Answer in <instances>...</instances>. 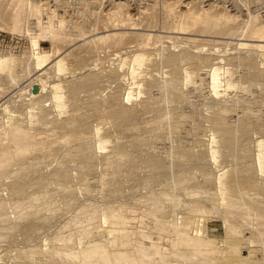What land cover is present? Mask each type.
I'll list each match as a JSON object with an SVG mask.
<instances>
[{
    "label": "rangeland",
    "instance_id": "obj_1",
    "mask_svg": "<svg viewBox=\"0 0 264 264\" xmlns=\"http://www.w3.org/2000/svg\"><path fill=\"white\" fill-rule=\"evenodd\" d=\"M19 1L21 2V0H17V1H15V0H0V58L7 57L9 59L8 61H6L7 63L2 64V66L0 65V92H2V93H0V105H1L0 107L1 108L4 107L6 105V102L11 100L10 103L8 102L10 106H5L6 110H4L5 107L3 109V111H7V112H3L2 109L0 108V110H1L0 111V115H1L0 118L5 119V121L4 120H3V122L0 121V123H2L3 126L6 124V126H4V127L2 126V127L5 129L6 127H8L7 125L9 123L12 126V125H14L13 123H18L20 119H22V121H23V119H26L27 121H29L28 123L26 122V124L28 125L30 123V125H31V124H33L32 122L36 123L37 121H39L41 119L39 117H41V116L44 117V118H46V116H47L50 120L48 118H46L45 120H46V122L49 121L50 124H53V122L56 119H57L56 122L63 123V121H65L64 119H68L70 117V116H68L67 118H65V116H67V114H65V113L68 112V114H69V111H71L70 115H72L73 112H74V114L80 112L79 110L76 111L77 108H74V107L77 106V107L80 108V106H82V108H83V107H85L87 105L92 107L91 105L98 104L100 106L97 107L98 105H96V109L94 107H92V108L86 107L85 108L86 110L84 112H82L84 114H81V112H80V114H76L78 116L77 118H79V117H81L79 119H82V117H84V118H83V121L74 118L75 120H77V122H74L73 125L79 126V124H81L79 122H82V124H83L81 126L82 130L86 134V135L84 134V136H83L85 139L82 136H81V138H83V139H78L80 137L81 133H82L81 135H83V131L81 130V133L77 137H75L74 141L78 140L76 143H80V141L83 140L84 144H86V145H89L87 143L91 142L90 144L92 146L91 147L92 150H94L96 147L97 148L95 150H97L99 148L100 149L97 150L96 152H94L96 155L98 154V157L97 156H93L94 157V159H93L94 162H92V163H94L96 165L98 164L97 168H94V169L91 168L93 170V171L91 170L92 173H90L91 171H88L90 169H87L86 171L89 174H84V173L82 174L81 170H80L81 173L78 171L79 169L85 170L86 167H82L81 166V168H78V167H80V166H78V167H76V168H78V170L76 168H74L75 166H77L76 163H78V162L74 163V161H80L81 162L80 157H78V156L81 155V153L79 154V151H76L79 155H76L77 153H75V151L74 152L70 151L71 152L70 155H69V151H62V152H60V151L56 152L55 151L56 153L53 152V153H49V154H47L46 152H44V154H43V151H42V155L40 154L41 151L39 153H36V151H34L36 154H38L37 155L38 157L36 156V154H34L33 151H32L33 154L32 153L29 154V151H28L27 154H29L28 155L29 157L33 156L32 157L33 159L35 158L34 155L37 157L36 161H34L35 159L32 160V167H34V164L36 162L41 160V159H38V158H42V157L45 158L46 156H44V155L47 154V157L45 158L46 160H41L42 161L41 163L38 162L39 165L42 164V166H45V168L44 167H40V168H43V169H39L38 166L35 167V168L40 170V172H39V170H37V169H36L37 171H34V169L30 165L29 168H31V169H26V171L29 173V176L34 177L35 175H38V176L40 175V177L41 176H43V177L45 176L46 177V175L51 174L53 172V171H50V170H52V168L53 169L54 168L55 169H61L63 167L61 169V170H63L62 172L65 173V170L67 171V174L66 173L64 174L66 176L65 178H67V175H68L69 176L68 179L70 178V179L75 180L74 182L72 180L70 182V179H69V181L66 182V183H68V185H70L73 182V185H75L76 188H74L75 186L74 187L71 186L72 184L70 186H68L65 182H63V183H65V185H67V188L65 190L68 191V193L67 192L65 194L63 193V195L60 196V194L62 192H64V191H62L63 186H60L62 189L59 188L58 190L61 189L60 190L61 193L60 194L58 193L55 196V192L57 190L55 187L58 186V185H56V186L54 185L56 183L57 179L55 178L56 180L54 179L55 181L53 182V179H52L53 177H52L51 181H47L46 184L44 183V185L47 188V192H48L47 199L49 200V204L50 205H48L46 207H42L40 212L38 213L39 215L36 214V215L20 216V215L17 214L18 216H20V218L16 217V219L18 221H20L18 223V221L16 222V219L14 218L17 215H14V214L11 213L10 215L14 216V217H11L12 221L15 222L14 224H17V223H18L17 225L20 224L19 225V232H18V230H16V229H18L17 225H14V227H12L11 230L13 231V228H14L15 231L19 235L17 233L13 234V232L10 231V228H8V229L5 228V230H9L10 232H6V231H3V229H0V230H2V231H0V235H2V233H4V232L8 233L7 236H5L3 238H0V264H20L21 262H19V261H22L21 264H43L44 262H45L44 264H49V263H51V264H106V263L107 264H119V263L120 264H170V263H172V264H255V262H256V264H260L261 262H264L263 261V259H264V256H263L264 255V249H263L264 248V236L262 237V233L264 235V232H262L264 230V218H263V220H261V219H259V218H257L255 216L257 211H259L261 208H264V206H263L264 204L262 203V202H264V200H262L264 197L261 198V195H264V192H263V190H264V188H263L264 187V181L261 180V178L264 179V172L259 169V167L257 165V162L255 161L256 160L255 159L256 158V154L259 152V149H258L259 147H258V143L257 142L259 141V139L261 137H262L261 139H264V133L260 134L261 132H264V130L261 128V127H263V124H264V119H263L264 118V79H263V75H264V72H263L264 71V48H261V47H263L262 45H261V47H259L260 45H256V44H261L262 43V42L260 43V41H258L259 38L264 39V36L262 37L261 34H259V33H258L259 35L256 34L257 32H261L262 31V29H259L258 27L264 28V0H101V1L96 0L97 2H94L95 0H33V1L29 0V1H27V3L28 2H32V3L34 2L37 5L39 4L38 5L39 7H37L33 3V8H32V5H29L30 4L29 3L28 5L31 6V7H29V9L28 8L27 9L29 11H31V12H28V10H25L26 8H24L23 4H26V3L24 1H22L23 7H22V5H19L20 4V3H18ZM98 2H100V3H98ZM42 4L44 5V7H42L43 6ZM120 7L127 9V10L125 9L126 11H128V14H126V15L127 16L130 15L128 17L130 20H128V19L127 20L131 21V24L132 23H136V24H134L133 27L132 26H128L129 28H125V29L124 28H119V29H112L111 30L110 28H112V25L107 27L106 24L103 23V22L107 23L108 22L107 20L111 19V16H112V13H110L111 15H109V17H106V16H108V15H106V13H108L107 10L110 9V12H111V9L112 10L116 9V8L121 9ZM167 9H170L169 12L165 11ZM41 10H43V11H41ZM53 10H54V12H53ZM125 10L123 12H126ZM41 13H43V14H41ZM59 13L62 15V16H60L61 18L59 17V15H60ZM165 13H166L167 16L165 15ZM54 15H56V17ZM54 17H55V20L53 19ZM58 17L60 19V20L58 19L59 22L56 19ZM102 17H105V18L103 19ZM46 18H47V22L49 21L50 23L49 22L46 23ZM106 18H107V20H105ZM41 20L42 21L45 20L44 24L41 23L42 22ZM33 21H35V22H33ZM52 21L53 22L57 21L58 23L54 24ZM60 22H62L63 24L65 23V25H62V26L66 27V28H62V26H61L62 23L60 24ZM45 23L48 24L49 26H51V28H53V29H50V27L48 28L47 25L45 26ZM109 23L111 24V21L108 22L107 24H109ZM128 24L131 25L130 22H128ZM39 25H40V27H39ZM52 25H53V27H52ZM55 25L58 26V27H61V28L58 29V27H55ZM257 25H258V27L256 29L254 26H257ZM131 27H132V29H131ZM248 28L251 29L252 32L249 31ZM252 28H254L255 31L252 30ZM106 29L109 30V31H107ZM121 29H122V31H121ZM246 30H248L249 32L246 31ZM258 30H260V31H258ZM84 31H86L88 34L86 32H84ZM114 31H116L117 33L123 32L124 34L123 33L116 34V32H114ZM184 31L186 32V34H185ZM110 32H111V34H116V35L115 36L112 35V37H113L112 38V37L109 36ZM85 33L87 35H90V36H85L86 35ZM103 33L104 34L107 33L109 38L107 36H105ZM262 33L264 35V32H262ZM100 34H103L105 36V38L106 37L107 38L105 40L103 39L104 41H100V37L101 36H98V38H97V35H100ZM252 34H254V35H252ZM79 35H80V37H79ZM83 36H85V37H83ZM77 37L82 38V42H80L81 39H79ZM180 37H182V38H180ZM183 37H184V39H187L188 41L184 40ZM189 37H191L192 39L189 38ZM241 37L244 38V40H242ZM93 38L99 39L100 42L97 43V41H95V39H93ZM175 38H177L178 40L175 39ZM247 38L250 39V41ZM254 38H257L258 40L257 39L254 40ZM32 39L34 41H36V42H34ZM75 40H77L79 43L75 42ZM174 41H175V43H173ZM240 41H242V42L243 41L244 42L247 41L248 43L252 41V44L249 43L250 45L248 44L249 45V47H248V45H242ZM34 43H37V49H35V47L33 46ZM72 44H73V46H72ZM70 46H71V49H69ZM257 46H258V48H257ZM66 49H68V53H64L65 56H63V51L65 52ZM135 49H137V50H135ZM34 52H38L39 55L46 54L47 57H48L47 61H48L49 64H47V66L44 68V69H47L46 70V74H45L46 79H47L48 76H49L48 79L56 77L54 79H51V80H53V82L51 80H48V81L51 82V83H55L57 81V84L59 83V86H61V84L63 85L62 87H60V89H62L63 92L60 89H59L60 90L59 92L63 93L62 102L63 101L65 102V103H63V104H65V106L63 105L64 106L63 107L64 110H61V109H63L62 107H61L60 110H58L60 107L56 108L57 101L55 102L54 99H50L51 97L47 95V94H49V89H50L48 87L49 85H47V87H46L47 90L45 88L43 90H39V92H36L40 96V98L43 96L42 99H40L38 95H37L38 98H36V97L29 96V93H27V92L32 93L31 91L33 90L32 89L33 87L30 86L31 85L30 83H31V81L33 79H35V75H34L35 72L34 71H36V70H33L32 73H31V69L28 68L30 70V72H29V70L27 69V67H29V66H26L27 65L26 62L29 63L31 61V59H32V62H34L32 64L35 66V61L41 60V57H38V58L34 57V54H33ZM141 53H142V55L143 54L144 55L147 54L145 56L143 55V59H144L143 62H145V63L142 62L143 64L141 65L142 66L141 67L142 70L141 69L140 70L142 71V73H141V71H139L138 73H136L137 77H134L135 75H131V70H132V65H133L132 61H133V58L136 56V54H141ZM171 54H173V55H171ZM30 55L32 56V58L30 57V59H28ZM59 55H62L63 56L62 58H64L65 60H63L64 62L62 61L63 62L62 64L56 63V65H55L54 62H55L56 58H58V57L61 58V56H59ZM144 57L147 58V59H145ZM49 58H51L50 59L51 63L49 61ZM28 60H30V61H28ZM52 60H54V61H52ZM171 62H172V64H171ZM30 64L31 63H29V65ZM57 64L59 66H61V69L57 66ZM63 64L65 65V68H63V66H64ZM49 65H50V67H49ZM51 65L53 66V68L51 67ZM209 66H211V67H209ZM248 66L250 67L249 70L252 68V71H254V74L256 76H258V74H259L260 77L259 76L258 77H254V75H252L253 77H251L250 74H252V72H249V70L247 68ZM214 67H219V68L222 69V70L219 69L220 70V76H221L220 78H222V80L224 78L228 77L230 80L227 81V79H228L227 78L226 81L228 83H229V81H231L230 83H231L232 87L230 86L231 87L230 88V87H226L227 85L225 86V83L227 84V82H225V79L223 81L221 80L223 82L222 83L223 86H221V87H223V88H219V90H218L219 95L220 96H222V95L224 96V98H223V96L220 97V98H222L224 101L227 100L226 102H224L222 99L217 97V96H219L217 93H216L217 95L215 96V99L217 100V98H218V100L220 99V101H218V103L217 102H213V101H216L213 98L214 97L213 94H215V92L212 91V89L210 87V79H208V78L210 77V72H211L210 70H212V68H214ZM23 68H25V70H28V72L30 73V74L28 73L29 78L26 77V76H23L24 74L27 73V71L26 72L24 71L25 73L23 72V70H24ZM54 68L57 69V70H53ZM245 68H247V73H250V74L246 73V69ZM21 69H23V70H21ZM34 69H35V67H34ZM58 69L61 70V71H58ZM257 70H258V73H257ZM259 70H260V73H259ZM47 71H49V72H47ZM51 71H53L55 74L53 72L51 73ZM62 71H64L63 74H62ZM22 72L24 73L23 75L21 74ZM187 72H188V74H187ZM261 72H263V74ZM51 75H55V76L51 77ZM56 75H58V76H56ZM225 75L227 77H225ZM88 77H89V79H92V80L94 79L96 81L94 83L93 82L91 83L90 80H88V84L87 83H86L87 85L85 84L86 86H81L83 83H85L87 81ZM95 78H97V79H95ZM133 78H135V79H133ZM187 78H190V79L187 80ZM25 79L27 80V82H26ZM141 79L142 80L144 79V80L141 82V81H139ZM134 80H135L137 85L133 84ZM77 81H80V82L82 81L83 83L81 84L80 82H78V83H80V85H78L76 83V85L73 84V86H71L72 82L74 83V82H77ZM149 81L154 82L153 86H151L152 88L150 87L151 88L150 91L147 90L148 89L147 85L146 86L144 85L146 82H149ZM22 84H24V85H22ZM128 84H131V85H128ZM146 84H148V83H146ZM138 85H140V86L142 85V86L139 87ZM29 86L32 87V88H30ZM76 86H77V88H76ZM131 86L134 87V88L132 89ZM156 86L159 89V91H157L158 89L157 90L155 89ZM70 87H72V88H70ZM73 87H75V88L73 89ZM127 87H128V91L130 90L129 88L132 89L131 91L133 92L132 95L134 97V98L130 99L129 101H127V99H126L127 92H128L127 91ZM142 87H144V88H142ZM173 87H176V89L173 90ZM190 87H193V88H190ZM7 88H9V89H7ZM15 88L17 90H15ZM139 89H141V90H139ZM171 89H172V91H176V92L175 93L172 92ZM153 90H155V93L153 92ZM221 90H223L225 93H222L223 91H221ZM4 91L7 92V93H5ZM11 91L14 92V95H11L13 93V92L11 93ZM115 91H118V95H116L117 98H115V97L112 98L113 96H110V95L113 94V93L116 94ZM46 92H47V94H46ZM78 92H80V93H78ZM120 92L122 94V97H120V94H119ZM150 92H152V94L155 95V98H154L153 95H151V97H150V100L152 99V102H153V100H156V101H158V99L161 100L160 98L156 99L157 98V96H156L157 93L159 94V92H160V93H162L160 95H164L163 97L158 95V97L160 96L161 98H163L161 100L162 102L160 101L161 103L158 101L160 103L159 106L161 105V107H159L158 105H157L158 107H156L155 106L157 104L156 103V104H152V107H153V108L151 107L152 109L143 110L142 109L143 106H141L142 103H141L140 100H142L146 95L147 96L144 98V100L148 99V97L151 94ZM208 92H210V93H208ZM36 93H32V94L36 96ZM195 93H196V95L198 94L197 97H196V95H194ZM199 93H201V94H199ZM211 93H213V94H211ZM32 94H30V95H32ZM2 96H3V98L7 97L6 99H10V100H6L5 99V101L3 102L2 101L3 98H1ZM210 96H212L211 98L213 100L212 101L213 102L212 105L216 104L217 106L212 107L211 101H210L211 100ZM242 96H243V98H242ZM24 97H26V98H24ZM28 97H30L29 99H31V100H29ZM106 97H110V98H106ZM247 97L250 98L248 101H246L248 99ZM45 98H47V100L44 101ZM118 98H120L119 100H121L120 104H123L122 102H126L128 107H130V105H133L132 107L135 106V108L137 107L136 109L141 108L140 110H143L142 111V115H141V112L138 113L140 115L137 114L138 116L135 119L136 123L135 124L133 123L134 124V128L131 127V126H133V124L131 126L130 125H128V126L126 125L125 126V124L124 125L122 124V126H121V125H119L117 123V125H116V123L114 121L116 118L111 116V115H113L111 111H114L115 109L110 110L112 107H110L111 104L109 105V102L111 101V99L115 100V99H118ZM199 98H202V100L199 99ZM245 98H246V100H245ZM108 99H110V100H108ZM234 99L235 100L237 99V101L239 100L240 105H238L237 101H235V102L232 101ZM35 100H36V102L37 101L38 102L34 103ZM97 100H98V102H99V100L101 102H103V100H105L104 103L108 100L107 101L108 103H106V104L109 105V108L107 107V105L103 106L104 103L99 104L100 102L98 103ZM240 100H242L244 102H241ZM250 100H253V101L250 102ZM50 101H52V102H50ZM93 101H94V103H96V102L97 103L94 104ZM85 102H87L86 105L84 104ZM112 102L113 101H111L110 103H112ZM115 102L116 101H114L112 104H114ZM4 103H5V105H4ZM11 103H12V105H11ZM55 103H56V105H55ZM89 103H90V105H89ZM117 103H119V102H117ZM235 103H236V105H235ZM82 104H84L85 106L82 105ZM245 104L246 105L250 104V105L244 106ZM74 105H76V106H74ZM114 105H117V104H114ZM224 105H226V107H228L229 109L227 108V110H226V107ZM14 106H15L16 109L13 108L14 111H13V113H11L13 109L11 108V112H10L9 107H14ZM111 106H113V105H111ZM176 106H177L178 109L175 108L173 110L172 108L176 107ZM65 107H66V109H65ZM113 107L116 108L115 106H113ZM222 107L225 109L227 116H229L228 118L226 117L227 118L226 120L229 123H232L234 121L232 123V125H235V127L234 126H232V127H233L234 130L237 129L236 134H234V136H237V134L241 133V134H239L237 136L238 138L235 137V139H237V141H239V140L240 141L239 142L235 141L237 144L234 142V144H236V145L235 146L233 145L234 147L231 148L232 151L230 149H229L230 151H228L227 149H224V147L222 148V146H219L218 142L221 141V140L218 137V139H219L218 142H217L218 145L216 144L217 147L216 146H213V147H216V148L220 147L219 149L222 148V150L224 149V151H220L219 150L220 152L217 153L219 155H217L214 152V154H216L215 155L216 157L212 158V156L209 155L212 150L208 146L212 147L211 145H214L216 143L215 141H217L215 139L214 140H212V139L214 138V136L217 137L219 135H218V133L217 134L213 133V135L215 134L214 136L210 135V134H212V132H215L214 129L216 128V127L215 128L213 127V125L215 123L212 121L213 118L211 116H213L216 112L221 111ZM243 107H244V109H243ZM245 107L248 110V112H246L247 110L245 111ZM40 108H43V109H40ZM82 108H80V109L82 110ZM97 108L100 109V111ZM102 108H104V109H102ZM106 108H108L109 110H106ZM135 108H133V109L136 110ZM250 108L252 110L251 113H250ZM90 109H95V110L89 111ZM217 109H219V110H217ZM224 109H223V112H224ZM96 110H98V113H99L100 117L97 115L98 113H97ZM140 110H138V111H140ZM242 110H243V112H242ZM168 111H172V112H169L170 113L169 115H171L170 116L171 119L174 120L175 117L180 118L179 120L177 119L178 121H180V125L178 124L179 129L177 128L178 127L176 125L177 123H175V126H177L176 128L179 130V132H178L177 129H175V126H174V128H173V126H169L172 123H174L173 120H172L171 124L166 122V125L168 124V126L171 127V129L172 128L175 129V130L172 129L173 131H171V132L177 131L178 133H180V132L181 133L180 134H178V133L176 134L174 132V134H176V135H174V134L171 135L172 133L169 132L170 136L168 137V139H166V137H167L166 135H168L169 133L166 131L168 129H166L164 131L165 126H163L164 127L163 128L162 127V123H163V120L166 119V118L168 119V121L171 120L170 118H168ZM176 111H177V113H175ZM9 112H10V114H9ZM20 112H22L23 116L21 115ZM28 112H30V113H28ZM227 112L228 113L230 112V114H228ZM240 112H242V113H240ZM244 112H246L245 115L243 114ZM136 113H137V110H136ZM164 113L167 114V117L166 116L164 117V115H165ZM171 113H173V114H171ZM31 114H33L32 118L29 117ZM35 114H37V115H35ZM42 114H45L46 116H44ZM74 114H73V116H75ZM161 114H162L163 118L161 116H159ZM174 114H176L175 117H172V116H174ZM226 114H224V116ZM11 115L14 118H11ZM16 115H17V117H16ZM18 115H20V116H18ZM52 115L56 116V119L55 120L53 119L54 121L51 122V119L55 118ZM87 115L88 116H92L93 115V117H94V115L95 116L97 115L98 118L96 116V118H93L96 121H93V119L90 121V120H87V118H86ZM155 115H157L158 117L157 116H156V118L153 117ZM180 115H181V117H180ZM230 115H231V117H230ZM34 116L37 118V120H36V118H34ZM103 116L105 117V119L102 118ZM50 117H52V118H50ZM58 117H60L59 119L63 118V120H61L62 122L59 121ZM160 117L163 120L161 119L159 121L157 119V118L160 119ZM182 117L183 118L185 117V118L182 119ZM187 117H190L189 119H190L191 122L189 121V119L187 121ZM236 117H237V120H240L239 122L242 121L240 124L244 123L243 121H245V123H249V121L251 122V123H249V126L247 124L248 133L246 132L244 136H242L244 134L243 132H240V130L238 132V129L240 128L239 126H241V125H239L238 122L236 121ZM15 118L18 120V122L15 120ZM90 118H92V117H90ZM90 118H88V119H90ZM153 118L157 119L159 121L158 122L157 120H155L156 122L159 123V128L162 127V131L160 130L161 133L158 134V132H157V131H159V129H158L157 131L153 132V134H151L149 132L148 135L147 134L145 135V133H146L145 129L147 127H149V126L145 125L147 127H144L145 128L144 130L142 129V126L144 124L151 125L152 122H154L152 120ZM229 118L231 119L230 121L228 120ZM248 118H250V119H248ZM98 119H100V120L98 121ZM101 119H103V121ZM8 120H10L9 123H8ZM26 120H24V121H26ZM41 120H43V119H41ZM149 120H152V122H150ZM166 120H164V121H166ZM185 120L188 123H186ZM24 121L21 122V120H20L21 124L23 123L25 125ZM85 121H90L87 124H91V123L94 122L93 125L95 124V122H97L96 125H98V126L95 127L96 125H94L95 128H93L94 130L92 129L93 132H95V133H93L91 131V128L93 127V125L87 126L85 124ZM105 121H108V122L106 123ZM146 121H149L150 123L149 122L146 123ZM258 121H260V122L262 121V124H260V125H262L261 127L258 126V123H259ZM39 122L41 123V121H39ZM42 122H45V121L43 120ZM189 122L191 124H189ZM194 122H196V123L194 124ZM235 122H237V124ZM40 123H39V125H40ZM49 123H48V125H49ZM103 123H105V124L103 125ZM142 123H143V125H142ZM54 124H57V123H54ZM193 124H194L195 127L190 126V125H193ZM42 125L43 124H41L38 128L41 129ZM57 125H59V124H57ZM163 125H165V123ZM251 125H253V126H251ZM35 126L37 127V125H35ZM54 126H56V125H54ZM86 126L87 127L92 126V127H90V131L87 129ZM107 126L108 127L111 126V127H109V129H108ZM197 126L199 128H197ZM236 126L238 128H236ZM0 127H1V124H0ZM28 127H29V125H28ZM30 127H33V125L30 126ZM43 127H45V125ZM43 127H42V129H44ZM48 127L50 128L52 126L49 125ZM127 127L130 128V130H128ZM188 127H190L189 129H192V128L194 129L192 132H194L195 128H197L199 135H198L197 131H195L197 134L196 133H192L191 130L188 129ZM249 127H250V130H249ZM136 128H137V130H140V131H138L137 134L135 133V131H137ZM4 129H2V130H4ZM185 129H187L189 131H186ZM104 130H106L107 132L104 131ZM4 131H2V132H4ZM102 131H104V132L102 133ZM123 131H125V132L129 131V133L126 132V134L125 133L123 134ZM163 131H164V133H163ZM169 131H170V128H169ZM254 131H256V132H254ZM131 132H134V134L137 135V136H134L133 133H132V136H134V138H137L138 136H140L138 138H141L140 139L141 141L137 138L138 141H139V142L138 141L137 142L140 143L138 152L143 154L142 157L146 156V153L149 152L147 154L148 157H143V159L150 160V163H148L147 161L143 160L141 157H138V156H140V154L135 152V153H137V155H136L134 153V151H133L134 147H132L133 145L127 146L128 144L124 141L125 138H122V137H126V135L127 134L129 135ZM139 132H141V133H139ZM187 132H189V133H187ZM162 133L164 134V136L162 135ZM184 133H187V135H185ZM190 133L192 134L193 138L192 137L189 138L190 135H189V137H186ZM234 133H235V131H234ZM257 133H258V135L259 134L260 135L259 136L255 135ZM193 134H195V136ZM2 135H3V133H2ZM2 135L0 136L1 143H3V144L4 143H8L7 142V137L4 136L5 137V139H4V137ZM123 135H125V136H123ZM142 135H145V137H143ZM153 135H154V138H156V139L158 138V139L154 140V138H152ZM240 135L242 136V138L240 137ZM251 135H252L253 138L251 137ZM86 136L91 138V140L88 139V138L86 139ZM129 136H131V135H129ZM147 136L151 137V139L149 137H147ZM155 136H157V137H155ZM161 136H162V138H164L163 140H162V138H160ZM177 136L179 137V139L183 138V140L186 139L185 141H188V142L191 141V139H195L196 136H198V138H196L198 140H200V138L203 137V139H201V140H203L202 142H201V140L200 141L192 140L191 143L194 142L195 144H198L197 142H201L199 144L202 145V143H204V145H203V147L201 145H199V147H201V148L197 147L198 145L195 146L194 143H193V145H189L190 147H192V146L194 148L197 147V148H195L197 150L194 151L195 149L192 147V149H194L193 151H189V152L188 151H183L184 154L183 155L180 154V155L184 156L185 152H187V158L184 156V159H181L183 157H181L179 154H175L176 152L177 153H181V152L180 151L178 152L175 149L179 145V144H176V143H180L183 140L181 139L179 141ZM245 136H249V138L245 137ZM254 136H255V138H254ZM108 138H111V139H108ZM128 138H129L130 141L128 139H126V141H128V143L130 142L129 144H131V140H132L131 138L132 137H128ZM134 138H133V141L135 142V140H137V139H134ZM187 138H189L190 140H188ZM250 138H252V139H250ZM2 139H4V140H2ZM144 139H147V140H144ZM149 139H150V141L153 140V141H157L158 143L157 142H153L156 145H151L150 143H152V142H148ZM72 140H73V138L71 140H69L70 143L69 142L67 143L68 146H69V144L72 145ZM106 140H109V141H106ZM143 140H144V142L142 144ZM158 140L160 141V143L161 142L162 143L159 144ZM74 141H73V144L75 143ZM101 141L105 142L104 145L100 144V146L103 145V146H101L103 148L99 147V143H101ZM146 141L150 144V146L147 145ZM211 141L212 142L214 141L215 143L213 142L211 144ZM92 142L94 143V145L92 144ZM118 142H120V144ZM240 142H243V143H240ZM115 143H118V145L116 146ZM121 143H123V144H121ZM144 144H146V146H148V148L147 147H142V146H144ZM207 144H208V146H207ZM111 145H113V146H111ZM119 145L122 146L123 148H126L127 151L126 152L122 151L123 153H125V154L129 153L131 157H136L137 156V165H139L141 168L139 166L138 167L136 166L137 167L136 170L138 172L136 170H134V169L132 170V169L129 168L130 170H132V171H134L136 173H139V174H136V173H134V172H132L130 170H127L126 168L129 167V166H128V164L125 163V165H127V166L123 165V166H125V167L122 166V169H124V170L122 171V169H121L122 173H120L121 171H119V173H118L119 175L116 174V176H120L121 174H123L125 172V170H127V173L125 172L126 173L125 175H127V176H125V178H123L124 176L121 177L122 180H120V183H116V184H118L117 185L118 189L115 190L114 187L116 186V184L114 185V187H111V186H113L114 183L112 182L113 184H111L110 180H109L110 178H107V176H109V177L112 176L111 177L112 178L111 181H115L116 179H114V177H113L115 173H113L111 170H108L109 168L107 166H106L107 168L105 169L104 168V165H106V163L104 162L105 158H104V161H102L101 159L104 157L103 155H105V157L107 155L112 157L110 155L111 151L114 152V150ZM163 145L164 146L167 145L165 148H169L170 147V149L172 150V151L168 150V151H170V154H169L168 151H165L167 149H165ZM174 145H176L177 147L174 146ZM152 146L153 147H156V146H158V147L161 146L162 147L163 146L162 147L163 149L160 148V147H159L160 149L158 147H156V148H154V149H156L155 150L156 152L152 148H151L152 149V151H151L150 147H152ZM245 146H248L247 147L248 150H250L251 146H252L253 149L251 148V151L248 152V150L246 149ZM114 147H116V148H114ZM171 147H174V148H171ZM205 147H207L208 149L205 148ZM129 148H130V150L132 149L131 151H133V153H131ZM111 149H113V150H111ZM157 149L160 150L159 151L160 152L159 153V155H160L159 158L160 159H158V157H157V155H158ZM200 149H202L203 151L202 150H201L202 152L199 151V154H198L197 151L200 150ZM245 149H246L247 153H250L249 156L251 158L248 156V154H246ZM142 151H145V152H142ZM161 151H163V152H161ZM47 152H51V151H47ZM80 152H85V151H80ZM90 152L93 153V151H90ZM115 152H117V151H115ZM119 152H121V151H118V153ZM191 152H194L195 156H193L194 155L193 153L190 154ZM207 152L209 154H207ZM216 152H218V149H217ZM162 153H163L164 157H161ZM27 154L25 153V154H23V156H21L19 158L16 157V160L17 159L18 160L16 161V163L15 162L14 163L17 164V165H15L13 163L15 166L13 165L12 167L13 168L16 167L15 169H17L18 168L17 167L18 163H20L19 161H24V160L26 161L27 160V158H28V156H26ZM51 154H55L57 158L61 156V159H59V158L57 159L56 157H53L54 155H51ZM111 154H113V153H111ZM116 154L114 155L115 157L117 156ZM188 154L190 155V158L188 157L189 156ZM134 155H136V156H134ZM170 155L171 156H173V155L175 156L176 155V158L174 157L175 158V162H179L180 163V164L177 163V166L180 165L179 168L182 169V170L180 169L181 171H186V173L188 171V173H190L188 175V177H189V179L192 182L190 180H188V177H186V175H185L186 173L185 174L183 172H179L178 173L176 171L177 174H175L176 172H175L174 169L177 170L179 168L176 167V166H173L174 168L171 169L172 166H171V164H169V162L171 163V161H172L173 165H175V162H173V160H171V159H174V158H172ZM199 155H201V156H199ZM203 155H205V156H203ZM75 156H77L78 158L75 157ZM25 157H26V159H25ZM67 157H69V158H67ZM95 157H97V158H95ZM155 157H157V158H155ZM195 157H196V159H194ZM204 157H206L207 160ZM47 158H49L50 160L47 159ZM98 158L99 159L101 158L100 160L102 161V163H100ZM112 158L116 159L114 157H112ZM153 158H155V159H153ZM197 158H199V159H197ZM95 159H97V162H96ZM202 159L205 160V161H203L205 163L202 162ZM139 160L140 161L143 160V161L147 162V164L142 161V163L140 165V164H138V163H140ZM152 160L155 161V162H152ZM156 160L157 161L161 160L160 162H163V163L162 164L158 163L157 166L151 168L150 166L152 164H157ZM165 160H170V161H165ZM181 160H182V163L186 161L184 163V166H183L185 169H183L181 167L183 165V164H181ZM196 160H198V161H196ZM222 160H223V164H222ZM33 161L35 163H33ZM70 161H72V162H70ZM164 161L166 162V165H167L166 167H163L164 166L163 164H165ZM57 162H60V163L57 164ZM68 162L70 164L74 163L76 165H72L71 166ZM198 162H200V164H199L200 168L198 169V167H196L197 169H195V166H197L196 164ZM219 162H220V164H219ZM46 163H48V164H46ZM206 163L209 164L207 166L209 167L210 172L207 171L208 167L204 166V164L206 165ZM62 164H65V165L62 166ZM78 164L80 165V163H78ZM144 164H146V165H144ZM215 164H217L216 167H215ZM36 165H38V164H36ZM60 165L62 167H60ZM96 165L92 166V167H96ZM231 165H233V166H231ZM248 165H250V166H248ZM56 166H58V167H56ZM152 166H154V165H152ZM188 166H189V169L187 168ZM201 166H203V168H207V170H205V169H203V170L207 171L208 173L207 172L205 173V171L203 172L204 174L202 173V171L200 172L199 170L200 169L202 170ZM143 167H144V169H143ZM256 167H258V168H256ZM65 168H68V169H65ZM146 168H147V170L150 168V170L147 171ZM160 168L163 169L161 171V172H163V174L160 173V170H161ZM164 168H170L172 171L169 170V169L168 170L170 172L174 173V174H171L174 177L170 178L169 177L170 176V172L169 171H164L165 170ZM212 168H213V170H212ZM228 168L230 170H228ZM235 168L237 170H235ZM240 168L241 169L245 168V170H241ZM69 169L71 170L72 173H69L70 172ZM140 169H142L143 171H139ZM158 169H160L159 172H158ZM186 169H188V170H186ZM193 169H195V170H193ZM254 169H256V170H254ZM43 170L44 171L46 170L45 172L50 171V173L47 172L48 174H44ZM105 170H108V172H109V174H107L108 172L106 173L107 174L106 176L103 175V173H105ZM33 171H34V175L32 174ZM129 171H130V173L136 174L135 175V176H137L136 179H138V178L139 179L136 180L135 177H133L134 175L130 174ZM154 171L159 173V176L156 175L157 173H155ZM228 171H229V173H227ZM254 171H257V172H254ZM258 171L261 172V173H259ZM142 172H144L143 175L146 176L144 178V180L142 178L144 176L140 175V174H142ZM197 172L200 173V175ZM211 172H213L212 173V178L208 175V174H211ZM224 172H225V174L227 176L224 174ZM244 172H246V173H244ZM5 173L7 174V176H5ZM5 173L3 172V174L2 173L0 174L1 175L0 176V183L3 184V182H4L3 186H0V187L1 188L5 187L4 189L0 188V198L5 195V197H3L5 199L6 195H7V198L5 199V200H7L8 199V194H5L4 192H6V193L8 192V189H7V188H9L8 186L14 180V178L17 177V175H19L20 173L17 172L15 174H10V176L8 175V172H5ZM111 173L113 175H111ZM191 173L193 174V176L191 175ZM239 173H241V174H239ZM71 174L73 175V177H72ZM178 174H181V176H182V174L185 175V176H182V177H186L187 180H188L187 181L186 178H184L185 182L184 181L183 182H184V184H186V185L183 184L184 187L182 185L183 182L180 183V179L182 177L180 175L179 176L181 178L179 176H176ZM202 174L205 175L206 178L207 177L208 178L207 179L206 178L203 179V175ZM233 174H237V175H233ZM80 175L81 176H85L86 175L84 177L83 181H82L81 178H79V180H81V181L78 180V177H81ZM222 175L225 176V178L223 176V180L225 182L226 181H227V183L229 181L231 182V183L229 182L228 184L225 183V184H227L226 186H228V187L231 186L233 189H235V191L234 190L231 191L232 188L230 189V193L232 192V196H230L231 194L228 191V196L226 197V199L228 200V198H229V200H230V197H233V196H234L233 197V199H234L235 196L239 194L238 195L239 197L238 196L236 197L237 201H239V202L236 203L237 205L235 204L236 206H234V207L232 206V208L230 207V205L227 206L224 201H223L224 204L221 205V203H222V201H220L221 198L218 197L219 196L218 194H216L217 195V197H216L215 194L213 193V192H217V193L221 192L219 184L217 185V183H218L219 176H222ZM238 175H239V177H238ZM148 176H151V177L153 176L156 179H154V178L153 179H149L151 177H148ZM235 176L238 177V178H236ZM6 177H8V178H6ZM37 177H35V178H37ZM86 177L88 178V180H87ZM104 177L107 178V179H105ZM127 177H130V179H128ZM160 177L162 178L163 181H160L158 183L156 180H159V179L161 180ZM176 177L179 178L177 180L179 181L180 185H182V186H178L176 184L177 183L176 180H175V182H173L174 180H172V179H176ZM191 177L195 178L194 179L195 181ZM232 177H233L234 181L232 180ZM99 178H101V180ZM117 178L120 179V177H117ZM146 178H148L149 180L146 179ZM5 180H7V181H5ZM99 180H100V182H99ZM118 180H117V182H119ZM142 180L144 182L149 183L148 185H150L152 183L151 180H155L157 182V184H155L156 182H153V184H155V186L151 184L152 187L150 185V189H149L148 185L143 182L142 184L146 186V187L144 186L146 188L145 189V188L142 187L143 185L141 186L139 184V183L142 182ZM251 180H252V182H251ZM1 181H3V182H1ZM121 181H124V182L122 183ZM212 181H214V182H212ZM246 181H248V182L244 184V182H246ZM253 181L255 182V184H254ZM256 181H257V183H256ZM259 181H260V183H259ZM50 182H52V183H50ZM82 182H85V183H82ZM165 182H168L169 185H168V183H165ZM60 183L61 182H59V185H60ZM174 183H175V186H174ZM189 183H190V185H189ZM194 183L196 184L197 187L195 186ZM234 183H235V185H234ZM2 184H0V185H2ZM6 184L8 186H6ZM50 184H53V187L55 189H52V187H47V186H51ZM163 184H165L166 186H164ZM229 184H230V186H229ZM256 184L257 185L262 184V186L260 185L257 188ZM107 185L109 187H107ZM134 185H136V186L138 185V186L136 187ZM170 185H172V187H170ZM201 185H204V187L201 186ZM213 185H215V187H217V190L219 189L220 191L219 190L217 191L216 188L213 187ZM100 186L102 187V189H101ZM103 186H105V189H103ZM226 186H223V187H226ZM254 186H256V187H254ZM39 187L40 186H38L36 188V186H35L34 188L37 190ZM133 187H135V188H133ZM153 187L156 188L157 190L161 189L163 191H167L168 192L167 193L168 194L167 197L169 196V194L171 195L169 197L170 200H172L171 197L174 195V198H173L174 201L172 200L173 203L168 198H166L164 196L165 193L162 192L161 190H159L161 192H159L157 190H156L157 192H154ZM173 187H175V188H173ZM188 187H190V188H188ZM241 187H242V189H241ZM70 188H74V190L75 189H77V190L73 191L74 193H72L73 189L71 190ZM109 188H112L115 191L111 192L112 189H110L111 191H109ZM130 188H133V189L131 190ZM181 188H183V189H181ZM204 188H205L206 191L204 190ZM50 189H52L53 192H51ZM121 189H122V191H120ZM143 189H144V192L147 191L146 192L147 194L144 193V195H143V193L141 194V192H139V191H141ZM170 189L171 190L173 189V190L171 191ZM187 189H189V190H187ZM1 190H3V192ZM209 191H211V192H209ZM238 191H240L242 193H240ZM244 191L245 192L247 191V193H245ZM57 192H59V191H57ZM205 192H207V193H205ZM234 192H235V195L233 194ZM249 192H251L250 193L251 195L254 192L253 196H250ZM70 193H71L72 196L68 195V198L63 199L64 197L67 196L66 194H70ZM138 193H140L141 196L136 197L138 195ZM152 193H154V194L161 193L159 197L162 196L161 197V199H162L163 196H164V198H166L167 200H165L163 198L162 200H165V202L163 201V203H162V201L160 200L159 197H157V198L155 197V196H158L157 194L153 195L155 198H153L152 196L149 197L148 195H151ZM258 193L260 194V196H259ZM1 194H4V195L1 196ZM145 194L148 197H146ZM206 194H208L210 196H208ZM240 194H242V196H240ZM246 194H247L248 197L246 196ZM74 195H76V196H74ZM91 195L93 197H91ZM132 195L134 197H132ZM202 195H204V198L207 197V198H210V199H207V198L206 199H203V198L201 199L200 197H202ZM142 196H145V199L146 198H148V199L151 198V199H149L150 202L146 201L145 199H143L145 201V203H143L144 201L140 200L142 198ZM53 197H56V198H53ZM57 197H58V199H60L58 201V203H56V200H58ZM59 197H62V198H59ZM71 197H73L74 199H72ZM119 197H121L122 199H120ZM127 197L130 198V199H128ZM175 197H179V199L175 198ZM257 197L260 198V199H258ZM51 198H53L55 202L52 203L53 200H51ZM70 198L72 200H70ZM85 198H87V200ZM133 198H135V201H134ZM211 198L212 199L215 198V199H213L214 200L213 202L209 201V200H212ZM246 198L248 200H246ZM61 199H62V201H61ZM137 199H138V201H136ZM158 199H159V201H158ZM195 199H196V201L197 200L198 201H200V200L204 201L205 200V202L206 201H208V202H206V203L203 202V204H201V207L198 210H196V208H198V207H195V204H194L195 202L193 201ZM236 199L233 200V203H234V201L237 202ZM240 199H241L242 202H244L246 200L245 203H247V205H249L248 209H247V205H245V204L243 205L242 202L240 203ZM250 199H251L252 203L250 202ZM255 199H258V200L261 201V202L259 201V204L260 203L262 204V205L261 204L259 205L260 207L258 206L256 208V205H258V203H257L258 201L255 200ZM65 200L68 201L66 203L69 206H70L71 203H73L72 201H75L73 203L74 206L71 204L72 205L71 208L72 209H77L80 212H81L80 209L86 203H87L88 206H92L93 204H95L97 202L96 204H100L99 207H102V205H105L106 207H108L107 205H108V203H110L109 200H113V202H111V205H109V207L111 206V208H113L115 205L112 204V203H114L115 200H117V202H115L116 207H114L113 210H114V212L115 211H118V212H115V213L111 212L112 214L108 212V214H110V215H108V217L111 220L108 218L109 221L105 222V219L103 218V216H104L103 213H105L107 210L111 211V209L110 208H106L105 209V206H103L102 208H100L101 209V211H100L98 205L95 204L96 207H97V210L94 211L95 212V216H93L95 219L93 218L90 221L88 214L84 213L85 215H83L82 213L79 212L80 215L77 214V220H75L74 219V217H75L74 214H76L78 212L77 211H73L71 208H68L67 204L64 203ZM94 200H96V201H94ZM124 200H127V202L124 201ZM154 200H156V201H154ZM186 200H190V201H186ZM218 200H219V202H218ZM231 200H232V198H231ZM8 201L9 200L6 201L7 202V206H10L11 205L10 201L9 202ZM76 201H78V202H76ZM90 201L91 202H95V203H91ZM101 201L103 203H105V202H107V203L103 204ZM160 201H161L162 205L166 203L165 205H163L164 206L163 208H162V206L161 207L159 206V205H161ZM166 201L168 203L171 202L174 205H172L170 203V206H169V204ZM175 201H177V202H175ZM179 201H181V202H179ZM40 202H42V201H38L39 204H40ZM69 202H70V204H69ZM88 202H90L91 204L88 203ZM139 202H141V203H139ZM156 202H158L159 204H157ZM214 202H217L218 204L214 203ZM253 202H255V203H253ZM76 203H79V205L76 204ZM131 204H133V205H131ZM189 204H190V206H189ZM191 204H193V205H191ZM207 204H208V206H210V204H213V205H211L210 207H206ZM214 204H216V205H214ZM76 205L79 208H77ZM80 205H82V206H80ZM95 205L92 206L94 208H90L89 207L88 211L90 212L92 209H95ZM121 205H123V206H121ZM128 205L131 208H128L129 207ZM175 205H177L176 208H175ZM223 205H224V207H222ZM55 206H56V208H55ZM88 206H86L85 209L88 208ZM149 206L153 207V208L151 207V210L153 209L152 211H154V214L152 212H148V211H151ZM243 206H246V207L244 208ZM250 206H252V208ZM64 207L68 208V209H65ZM119 207H121V208L119 210H116ZM132 207H135L136 209L138 208L136 210V212L140 209V207H142L141 209H143L144 207H147V208H145L144 211H146V209H147L146 213H150L152 215V217H154L153 220L155 219V217L158 216L157 215V213H159L158 211L164 209L162 211H164V212L167 211V212H165V214H162V215H163V217L166 216L165 217L166 219L161 217L162 216L161 214H159V215H160V218L162 220L164 219L166 221H160L161 220L160 219L158 222L159 223L161 222L160 225L165 226L167 224V226L163 227V226L159 225L157 227L159 229H156L158 231L157 234H156V232H154L155 231L154 228L156 226L153 224V222L155 220L152 222V217L148 216L150 214L145 216L146 213L143 212V210L142 211H138V213H136V212L134 213V211L132 210ZM51 208H53V211H52ZM165 208H169V209L166 210ZM170 208H172V209L170 210ZM187 208L190 209V210H188ZM238 208L240 209V211H239ZM249 208H251V209H249ZM253 208L257 209V210L255 209V212H256L255 214H254V212L252 210ZM258 208H260V209L258 210ZM46 209H47V211H46ZM130 209L133 212L130 211ZM185 209H186V211H184ZM221 209H223V210H221ZM224 209H228V210L232 209L231 211H233V209H234V211H236V212L233 211V213H235L236 215L239 213L238 214L239 218H240V216L242 214H245L246 211H249V210H251V211H249L250 214L246 213V215H244V216L242 215L241 216L243 218L239 219L238 217L235 216V214H233L232 212H230L228 210H224ZM243 209H245V210H243ZM43 210H45V211H43ZM69 210H72V211H69ZM121 210L124 211V212H121ZM172 210H174V211L172 212ZM237 210H238V213H237ZM86 211L87 210H85V212ZM97 211L100 212V213L103 211L101 213V215H103V216H100V213H99V215H97L96 214ZM127 211H130L131 213L129 212V214H128ZM45 212H49L50 214H48V213L45 214ZM141 212H143V214ZM164 212H161V213H164ZM223 212H224L225 215L223 214ZM229 212L234 217L233 216H228ZM60 213H62V214H60ZM65 213L67 214L66 216H65ZM72 213H73V215H72ZM113 213L117 214L118 217H115V216L112 217L111 215H113ZM132 213L138 215L136 218H138L137 221H139L138 222L139 224L135 223V222H137L135 219L132 220L133 218H135V215H133V216L130 215ZM140 213H141V215H140ZM171 213H173V214H171ZM180 213H182V215H180ZM169 214H170V216L174 215V217H171V219H170ZM252 214H254V215H252ZM41 215H43V216H41ZM33 216H34L35 219L33 218ZM38 216H41V218L38 217ZM48 216H49V218H48ZM83 216H84V218H82V221H80L81 220L80 218L83 217ZM120 216H121V218H120ZM140 216H144L146 219H144V218H142ZM177 216L178 217L184 216V217H182L183 220L180 217V221H179V219L176 218ZM188 216H190L189 218H191V219H189ZM226 216H228V217H226ZM45 217H47V218H45ZM124 217H126V218H124ZM78 218H79L80 224L73 223L74 220H75V222L76 221L79 222ZM172 218H173V220H172ZM185 218H188V219H185ZM199 218H201V220ZM13 219H15V220H13ZM41 219H44V220H41ZM64 219H65V222H64ZM83 219H85V220H83ZM97 219H98V221H97ZM118 219H123V220H121L123 223L118 221ZM140 219H142L143 224L140 223V222H142V221H140ZM143 219L147 220V221H145L146 224H145ZM157 219H159V218H157ZM168 219H170L169 223H167ZM195 219L197 221L200 220V221L197 222L200 225L202 223V226H201L202 228L199 227V228H201L200 236H202V238L200 236H198V238H200L202 240V242H198V243H196L194 245H192V244H189V245L181 244L179 242L180 238L182 237L181 234L179 233L180 230H177V232L174 231V230L179 229L181 227V228L187 229L188 230V231L186 230L187 233L191 234L192 229H193L194 224H195L194 223ZM226 219L228 220L227 222L230 221L229 223H227V225L225 224V220ZM231 219H233V221ZM257 219H259V220H257ZM45 220H47V221H45ZM72 220H73V222H72ZM150 220H151L152 224H150L151 223ZM10 221H11V219H10ZM52 221H55V222H52ZM57 221H59L60 223H58ZM110 221H113V222L115 221V222H118L120 225H122V227H120V225L117 223V225H115V226H118V228L119 227L120 228H124L123 224H125V223H126L125 224V228L127 226L131 225V226H129L130 230L127 231V229H129V228H126V229L124 228L126 231L124 230V233L122 232L123 234L119 233L121 235H126L125 237H122V236L117 235V234H115V235L120 236V238L115 236V235H113V234L110 235L109 232H107V229H109V227H110L109 225L112 224V222L110 223ZM44 222H47V224L45 223L46 224L45 225ZM63 222L65 224H63ZM86 222H87V224H86ZM97 222H102V223H97ZM107 222L109 224H106ZM158 222H157V224H158ZM163 222H166V224L165 223L163 224ZM185 222H187V223H185ZM189 222H192V223H189ZM1 223H2V221H1ZM1 223H0V225L3 228L4 226ZM36 223H38V224L35 225ZM48 223H52L54 225L48 224ZM230 223H231V225H230ZM67 224L70 225V226H68ZM75 224H78V226L83 228V229L77 228V229H79L78 231L81 232V233H79L77 230H74L77 227ZM83 224H86L85 225L86 227H83L84 226ZM147 224H149L148 226L150 228L147 227ZM199 224H197V225L199 226ZM42 225H45L46 227L48 225L49 226H48V228L45 229V228H43ZM64 225H66V226H64ZM81 225H83V226H81ZM135 225H137V226H135ZM176 225L179 228H177ZM15 226H17V227L15 228ZM38 226H40V229H44V230H39ZM111 226H114V225L112 224ZM140 226H141V228H140ZM151 226H152V228H151ZM55 227H57V228L55 229ZM66 227L68 229L69 228L72 229V231L69 229L71 231L70 232L68 229H65ZM103 227H105V228H103ZM136 227L139 228V230L136 229ZM161 227H163L162 228L163 230L160 229ZM166 227L167 228L169 227V228L164 230ZM174 227H176V229ZM188 227H190V228H188ZM35 228H36V231L34 230ZM62 228H63V231H62ZM131 228H133V229L131 230ZM146 228L151 229V230H146ZM47 229H49V231ZM84 229H86V230H84ZM93 229H95V230H93ZM97 229H99V230L97 231ZM142 229L146 230L147 232L143 231ZM135 230H138L139 233H138V231H135ZM141 230L143 231L142 233H144V232H146V234L148 233L147 235H149V236H147V237H149V239L151 238L150 240L147 239L146 240L147 242H152V243L156 242L155 244H158L159 246L162 245L161 247H159L160 248L159 249L160 252L155 250L154 248H150L149 246L148 247L146 246L144 248V250L146 248H150V249L146 250L150 254L147 255V256H143L145 258H142L141 256L138 255L135 247H136L137 241L138 240L140 241L142 239L141 238L142 235L139 236ZM73 231H75L76 233L74 232L75 233L74 234ZM85 231H87L86 234H83V232L85 233ZM96 231H97V233H96ZM102 231H104V232H102ZM129 231H135V232H131L134 236ZM228 231H230V232H228ZM236 231H238V232H236ZM63 232H67V234L63 233ZM149 232L151 234L152 233H155V234L150 235ZM20 233H22V234L20 235ZM39 233L41 235V238H38V236L40 237V235H38V236L36 235V234H39ZM44 233L45 234L47 233L49 235V236L47 235V237H46V239H48V238L51 239V241H49V243H48V240H50V239L45 241L46 239H45ZM78 233L81 234V235H78ZM107 233H108V235H110V237H113V238L115 237V238H119V239L123 240L122 243L124 241H127L128 245H122V244H120L121 242H119L121 240H119V239L116 240L115 239L114 241H116L117 244H113V246H112V243L114 242L113 238L112 239L109 238ZM134 233H137V234H134ZM176 233H178V235ZM187 233H186V235H187ZM229 233H230V235H229ZM103 234H104V236H103ZM190 234H188L186 237L187 238L190 237ZM3 235H6V234H3ZM65 235H67V238H72L73 237V240H74V238H75V240L74 241L73 240L69 241V240H67ZM77 235L79 236L78 238L75 237ZM34 236H36L37 238H35ZM54 236H56V237H54ZM61 236L62 237L64 236V237L62 238V240H60L61 243L57 244L56 242H58V243L60 242L58 239H61ZM85 236H87V237H85ZM128 236L129 237L133 236V238L135 240L133 238H131L132 240H130V238ZM138 236L140 237V239H139ZM166 236H167V238H168V236H171L172 239L168 238V240H167ZM173 237H175V238H173ZM204 237L205 238H210L211 237L213 240H215V237H216V241L217 242L216 241H212L211 244H207V243L205 244V240L206 239L204 240ZM228 237H230L231 240ZM122 238H124V239H122ZM125 238L126 239L128 238V240H125ZM136 238L138 239L137 241H136ZM155 238H157V239L155 240ZM163 238H165L166 244L164 243V239ZM234 238H236V239H234ZM54 239H57V240H54ZM84 239H85V242H84ZM93 239H96V242L100 240L99 242H97V244L98 245L100 244L99 246L104 247L106 249L108 248V250H110V251H113V249H114L113 247L119 244L120 246H116L115 247L116 250L117 251H127L128 253L131 252L129 255L130 256L132 255V257L131 258H127V259H120V260H114L113 257H110L108 259H103L102 260V259H100L99 255H91V254L83 255L81 250L83 249L84 246H86L87 244H90V242L92 243V241H94ZM97 239H99V240H97ZM109 239H111V240H109ZM212 239H210V240H212ZM64 240H65L66 244H65V242L64 243L62 242ZM81 240H83V241H81ZM86 240L88 241V243H87ZM153 240H155V241L153 242ZM157 240L160 241V242H158ZM170 240H171V243H170ZM175 240L178 241L177 244L175 243L176 245L174 244L176 249L174 248L173 250H171L173 247H170V246L173 244L172 242H175ZM234 240H235V242H234ZM236 240L238 241V243H237ZM252 240H254V241H252ZM19 241H20V243H22V242L23 243L20 244ZM34 241H36V242H34ZM77 241H79L78 244H77ZM130 241H131L132 244H130ZM132 241H135L136 243L132 242ZM243 241H245V242H243ZM39 242H41L42 244L39 243ZM53 242H54V245H53ZM68 242H70L71 248L69 247ZM83 242H84V244H82ZM203 242H204V244L202 245ZM213 242H214V244H213ZM37 243L40 244L39 245V246H41L40 248L43 247V249L47 245L46 248H48V250H46V249H44V250L42 249L41 250L40 248L38 249L39 246H36V245H38ZM107 243H109V244H107ZM167 243L170 244L169 245L170 248L167 247L168 246ZM236 243H237V245H236ZM50 244L52 245V247H51ZM63 244L65 246H63ZM73 244H75V245H73ZM105 244L109 245L110 247L103 246ZM215 244H216V246H215ZM76 245L77 246L79 245L80 248L77 247ZM133 245H135V246H133ZM165 245H167V246H165ZM210 245H212V247H210ZM24 246H26V247L23 248ZM28 246H30V247L28 248ZM55 246H57V248H59L60 249L59 251H61V252H59V251L56 252L54 250V248L57 249ZM72 246H73V249L75 248L77 250L76 251L75 250H71ZM213 246H214V248H213ZM16 247L19 248V250H21V251L17 250ZM164 247H166V248H164ZM249 247H251V248H249ZM63 248H66L67 250L65 249L66 250L65 251V250H63ZM216 248H218V250ZM231 248H233V249H231ZM23 249H25V250L28 249V250H32V251L31 252H27L28 250L24 251ZM33 249H35V250H33ZM36 249L44 251V252L41 253V251H40L39 253H41V254H37L36 255V253H37ZM181 249H183V251ZM222 249H224V250H222ZM257 249H259V250L261 249L260 250L261 252H259V250H257ZM262 249H263V251H262ZM49 250L51 251V253H50V256H47V257L49 259V257L52 256V258H50L48 261L47 260H44V261L41 260L40 258L47 259V257L45 258L46 255H44V254L47 253L45 251L49 252ZM69 250L75 252V254L70 252ZM150 250H153L155 252V254H153L154 252L150 251ZM192 251H193V253H192ZM32 252H36V253L32 254ZM62 252H64L66 254L65 257L67 259L64 256H62V254H63ZM68 252H70L71 254H69V255H72V256L67 255ZM56 253L60 254V256L59 255L53 256ZM179 253H181V254H179ZM23 254H24V256H23ZM168 254L169 255L172 254V255L169 256ZM47 255H49V253H47ZM75 255H77V256H75ZM250 255H252V256H250ZM19 256H22V257L20 258ZM40 256H42V257H40ZM228 256H229V258H228ZM237 256H240V257L237 258ZM241 256H244L243 259L246 260V262L243 259H241ZM256 257L257 258L259 257L260 259L259 258L257 259ZM262 257H263V259H262ZM236 258H237V260H236ZM239 258H240V260H239ZM122 260H124V261H122ZM242 260H243V262H241ZM39 261H41V263ZM106 261H108V262H106ZM252 261H255V262H252ZM259 261H260V263H258ZM239 262H241V263H239ZM262 264H264V263H262Z\"/></svg>",
    "mask_w": 264,
    "mask_h": 264
},
{
    "label": "bare ground",
    "instance_id": "obj_2",
    "mask_svg": "<svg viewBox=\"0 0 264 264\" xmlns=\"http://www.w3.org/2000/svg\"><path fill=\"white\" fill-rule=\"evenodd\" d=\"M15 1H17V0H15ZM22 1H24L27 5L30 3L29 5H32V8H33V3H34V2H33V3H32V2H28V3H27V1H29V0H21V2H20V1L18 2V3H20L19 5H22V4H23ZM32 1H33V0H32ZM98 1H101V0H98ZM94 2H97V1L95 0ZM98 3H100V2H98ZM102 3H103V2H102ZM121 3H122V2H121ZM26 4H23V5H24V8H26L25 10H28L29 7H31V6H29V5L27 6ZM34 4H35V3H34ZM23 5H22V7H23ZM35 5H36L37 7H39V6H38L39 4H38V5L35 4ZM42 5H43V4H42ZM101 5H102V4H101ZM101 5H100V6H101ZM37 7H36V8H37ZM40 7H41V6H40ZM42 7H44V5H43ZM152 7H153V6H152ZM152 7H151V8H152ZM165 7H166V6H165ZM27 8H28V9H27ZM120 8H121V9H119V8H116V9H113V10L111 9V12H110V9H108L109 11L107 10V12H108L109 14L106 13V15H108V16H106V17H109V15H111L110 13H112V16H111V19H112V20H111V19H108V20H107V18H106L105 20H107L108 22L111 21V24H110V23L107 24L108 22L106 23V22H103V21H102L103 23L106 24L107 27L110 26V25H112V28H110L111 30H112V29H119V28H124V29H125V28H129L128 26H132V27H133V25L136 24V23H132V24H131V21H128V20H130V19L128 18L130 15H129V16L126 15V14H128V11H126L127 9H126V8H122V7H120ZM154 8H155V7H154ZM38 9H39V8H38ZM38 9H37V10H38ZM122 9H123V10H122ZM125 9H126V10H125ZM164 9H165V8H164ZM124 10H125L126 12H123ZM169 10H170V9H167V10H165V11H168V12H169ZM41 11H43V10H41ZM50 11H51V10H50ZM165 11H164V12H165ZM28 12H31V11L28 10ZM28 12H27V13H28ZM53 12H54V10H53ZM30 14H31V13H30ZM41 14H43V13H41ZM59 14H60V13H59ZM167 14H168V13H167ZM165 15H166V13H165ZM54 16L56 17V15H54ZM60 16H62V15L60 14L59 17H60ZM166 16H167V15H166ZM169 16H170V15H169ZM55 17L53 18L54 20H55ZM59 17L56 18V19L58 20ZM32 18H33V17H32ZM38 18H39V17H38ZM60 18H61V17H60ZM102 18L104 19L105 17H102ZM34 19H35V18H34ZM127 19H128V20H127ZM37 20H38V19H37ZM39 20H40V19H39ZM54 20H53V21H54ZM59 20H60V19H59ZM59 20H58V22H59ZM61 20H62V19H61ZM105 20H104V21H105ZM41 21H42V20H41ZM41 21H40V22H41ZM44 21H45V20H43L41 23L44 24ZM53 21H52V22H53ZM33 22H35V21H33ZM48 22H49V21H48ZM48 22H47V18H46V23H48ZM58 22L56 21V22H53V23L56 24V23H58ZM62 22H63V21H62ZM62 22H60V24H61ZM128 22H130L131 25H129ZM36 23H37V22H36ZM38 23H39V22H38ZM46 23H45V26L47 25L48 28L50 27V29H53V28H51V26H49V25L46 24ZM49 23H50V22H49ZM53 23H52V24H53ZM34 24H35V23H34ZM260 24H261V23H260ZM62 25H65V23H64V24L62 23L61 26H62ZM262 25H263V24H262ZM262 25H261V26H262ZM59 26H60V25H59ZM126 26H127V27H126ZM259 26H260V25H259ZM39 27H40V25H39ZM52 27H53V25H52ZM55 27H58V26L55 25ZM55 27H54V28H55ZM107 27H106V28H107ZM132 27H131V29H132ZM254 27L257 29L258 25H257V26H254ZM59 28H61V27H58V29H59ZM62 28H66V27H63V26H62ZM258 28H259V29H262V31H261V32H257L256 34L259 33V34H261V36L263 37L264 35H263L262 32H264V28H261V27H258ZM107 29H108V28H107ZM107 29H106V30H107ZM248 29H249V28H248ZM47 30H48V29H47ZM128 30H129V29H128ZM252 30L255 31L254 28H252ZM48 31H49V30H48ZM50 31H51V30H50ZM64 31H65V30H64ZM107 31H109V30H107ZM121 31H122V29H121ZM246 31H248V30H246ZM249 31H251V29H249ZM249 31H248V32H249ZM256 31H257V30H256ZM258 31H260V30H258ZM54 32H55V31H54ZM84 32H86V31H84ZM114 32H116V31H114ZM114 32H113V33H114ZM118 32H119V31H118ZM182 32H183V31H182ZM184 32H185V31H184ZM251 32H252V31H251ZM57 33H58V32H57ZM86 33H87V32H86ZM86 33H85V34H86ZM120 33H123V32H120ZM120 33H117V32H116V34H120ZM87 34H88V33H87ZM87 34H86L85 36H90V35H87ZM103 34H104V33H103ZM103 34L97 35V38H98V36H101V37H100V41H104L107 37L109 38V36L112 37V35H114V36L116 35V34H111V32H110V35L108 36V34L106 33V34H104L105 36H107V37L105 38V36H104ZM123 34H124V33H123ZM185 34H186V32H185ZM256 34H255V35H256ZM259 34H258V35H259ZM82 35H83V34H82ZM198 35H199V34H198ZM252 35H254V34H252ZM85 36H83V37H85ZM119 36H120V35H119ZM249 36H250V35H249ZM261 36H260V37H261ZM79 37H80V35H79ZM79 37H77V38H79ZM257 37H258V36H257ZM97 38H93V39H95V41H97V43H98V42H100V41H99V39H97ZM101 38H102V39H101ZM112 38H113V37H112ZM180 38H182V37H180ZM189 38H191V37H189ZM241 38H242V37H241ZM248 38H249V37H248ZM248 38H247V39H248ZM79 39H81L80 42H82V38H79ZM103 39H104V40H103ZM175 39H177V38H175ZM183 39H184V37H183ZM191 39H192V38H191ZM245 39H246V38H245ZM256 39H257V38H254V40H256ZM32 40H33V39H32ZM77 40H78V39H77ZM77 40H75V42H78V41H79V40H78V41H77ZM177 40H178V39H177ZM184 40H187V39H184ZM238 40H239V39H238ZM242 40H244V38H242ZM248 40L250 41V39H248ZM248 40H247V41H248ZM251 40H252V39H251ZM257 40H258V39H257ZM33 41H34V40H33ZM33 41H32V42H33ZM85 41H86V40H85ZM95 41H94V42H95ZM187 41H188V40H187ZM247 41H245V42H244V41H243V42L240 41V42H241L242 45H248L249 43L252 44V41L249 42V43H248ZM258 41H260V43H261V42H262V43H261V44H256L255 42H254V43H255L256 45H260L259 47H261V45H262L263 47H261V48H264V43H263V42H264V39L259 38ZM258 41H257V42H258ZM34 42H36V41H34ZM78 43H79V42H78ZM173 43H175V41H174ZM258 43H259V42H258ZM76 44H77V43H76ZM76 44H75V45H76ZM250 44H249V45H250ZM249 45H248V47H249ZM33 46L35 47V49H37V43H34ZM33 46H32V47H33ZM72 46H73V44H72ZM141 47H142V46H141ZM68 48H69V47H68ZM257 48H258V46H257ZM69 49H71V46H70ZM135 50H137V49H135ZM135 50H134V51H135ZM35 51H36V50H35ZM69 51H70V50H69ZM64 53H68V49H66L65 52L63 51V56H65ZM33 54H34V57H36V58L41 57V60H37V61H35V66L32 64V63H34V62H32V59H31V61L28 60V61H30L29 63H31L30 65H29V63L26 62V64H27L26 66H29V67H27V69H28V68L31 69V73H32L33 70H36V71H34V72H35V73H34V75H35V79H33L32 81L30 80V81H31V83H30L31 85H30V86H32L33 88L29 86V87L32 88L33 90H32V91H31L30 89H29V90H30L32 93H36V92H39V90H43V89H45V88L47 87V85H49V86H48V87L50 88V89H49V94H47V92H46V94H47L48 96L51 97V98L49 97L50 99H54L55 102L57 101V106H56V108H57V107H60V108L58 109V110H60L61 107L63 108V107L65 106V104H63V103H65V102H64V101L62 102V98H63V96H62L63 93H62V92H63V91H62V89H60V87H62L63 85L61 84V86H59V83L57 84V81H56L55 83H51V82L48 81V80H51V79L56 78V77H54L55 75H51V77L53 76L54 78H50V79H48V77H49V76H48L47 79H46L45 74H46V70H47V69H44V68L47 66V64H49L48 61H47V60H48L47 55H46V54H44V55H39L38 52H34ZM50 54H51V53H50ZM31 55H32V54H31ZM31 55L29 56L28 59H30V57L32 58ZM143 55H144V54H143ZM143 55H142V53H141V54H136V56L134 55L135 57L133 58V61L131 60V61H132V64H133V65H132V70H131V75H135L134 77H137L136 73H138L139 71L142 70V69H141V67H142L141 65H142L143 63H145V62H143V60H144V59H143ZM145 55H147V54H145ZM145 55H144V56H145ZM171 55H173V54H171ZM59 56H61V58H59V57L56 58V60H55V62H54L55 65H56V63L62 64V63L64 62L63 60H65L64 58H62V57H63L62 55H59ZM146 57H147V56H146ZM144 58H145V57H144ZM148 58H149V57H148ZM10 59H11V58H10ZM50 59H51V58H49V61H50V63H51V60H50ZM145 59H147V58H145ZM8 60H9V59H8L7 57H5V58H0V65L2 66V64L7 63L6 61H8ZM167 60H168V59H167ZM177 60H178V59H177ZM52 61H54V60H52ZM62 61H63V62H62ZM145 61H146V60H145ZM123 62H124V61H123ZM129 62H130V61H129ZM142 62H143V63H142ZM168 63H169V62H168ZM52 64H53V63H52ZM169 64H170V63H169ZM171 64H172V62H171ZM174 64H175V63H174ZM32 65L35 67V69H34V67H33ZM55 65H54V66H55ZM63 65H64V64H63ZM211 65H212V64H211ZM57 66L61 69V66H59L58 64H57ZM217 66H218V65H217ZM49 67H50V65H49ZM51 67L53 68L52 65H51ZM129 67H130V66H129ZM201 67H202V66H201ZM209 67H211V66H209ZM32 68H33V69H32ZM63 68H65V65L63 66ZM202 68H203V67H202ZM247 68H248V70H249L250 67L248 66ZM247 68H245V69H246V73H247ZM23 69H24V70H23ZM23 69H21V70H23V72H24V71H25V72L27 71V73L24 74L25 72H24V73L22 72L21 74H22V75L24 74L23 76H26V77L29 78L28 73L30 72V70L28 69V70H29V72H28V70H25V68H23ZM130 69H131V68H130ZM140 69H141V70H140ZM219 69H221V68H219V67H214V68H212V70H210V71H211V72H210V77L208 78V79H210V87H211L212 91L215 92V94L211 93V94L214 95V97H213L214 100H216V99H215V96H216L217 94L219 95V93H218L219 88H223V87H221V86H223V84H222L223 82H222V81H223L224 79H225V82H227L228 80H230L226 75H225V77H227L228 79H227V78H224V79L222 80V78H220L221 76H220V70H219ZM245 69H244V70H245ZM21 70H20V71H21ZM50 70H51V69H50ZM53 70H57V69L54 68ZM189 70H190V69H189ZM221 70H222V69H221ZM250 70H251V71H250ZM250 70H249V72H252V74H250V73H247V74H250L251 77H253L252 75H254V77H258V76H259V74H258V76H256V75L254 74V71H252V68H251ZM58 71H61V70L58 69ZM58 71H57V72H58ZM47 72H49V71H47ZM52 72H53V71H51V73H52ZM63 72H64V71H62V74H63ZM189 72H190V71H189ZM263 72H264V71H263ZM263 72H261V73L263 74ZM51 73H50V74H51ZM53 73H54V72H53ZM141 73H142V71H141ZM190 73H191V72H190ZM257 73H258V70H257ZM259 73H260V70H259ZM29 74H30V73H29ZM47 74H48V73H47ZM54 74H55V73H54ZM187 74H188V72H187ZM58 75H59V74H58ZM58 75H56V76H58ZM64 75H65V74H64ZM221 75H222V74H221ZM94 76H95V75H94ZM189 76H190V75H189ZM192 76H193V75H192ZM30 77H31V76H30ZM32 77H33V76H32ZM92 77H93V76H92ZM97 77H98V76H97ZM132 77H133V76H132ZM259 77H260V76H259ZM22 78H23V77H22ZM148 78H149V77H148ZM148 78H147V79H148ZM31 79H32V78H31ZM58 79H59V78H58ZM95 79H97V78H95ZM133 79H135V78H133ZM152 79H153V78H152ZM189 79H190V78H187V80H189ZM226 79H227V81H226ZM257 79H258V78H257ZM263 79H264V75H263ZM23 80H24V79H23ZM25 80H26V79H25ZM55 80H56V79H55ZM88 80H90L91 83H92V82L94 83V82L96 81V80H94V79H93V80H92V79H89V77H88L87 81H86V82L84 81L85 83H83L82 81H81V82H80V81H77V82H74V83L72 82V85H71V86H73V84L76 85V83H77L78 85H80V83H81V84L83 83L84 85L82 84L81 86H86V85L88 84ZM143 80H144V79H143ZM143 80L141 79V80H139V81L142 82ZM154 80H155V79H154ZM200 80H201V79H200ZM221 80H222V81H221ZM51 81L53 82V80H51ZM60 81H61V80H60ZM136 81H137V80H136ZM146 81H147V80H146ZM26 82H27V80H26ZM61 82H62V81H61ZM78 82H80V83H78ZM132 82H133V81H132ZM230 82H231V81H229V83L227 82V84L225 83V86L227 85L226 87H230V86H231V83H230ZM23 83H24V82H23ZM86 83H87V84H86ZM139 83H140V82H139ZM146 83H148V84H146ZM146 83H145L144 85H145V86L147 85V87H148L147 90L150 91V89L152 88L151 86H153V83H154V82L149 81V82H146ZM201 83H202V82H201ZM20 84H21V83H20ZM24 84H25V83H24ZM24 84H22V85H24ZM85 84H86V85H85ZM133 84H136L135 80H134V83H133ZM78 85H77V86H78ZM128 85H131V84H128ZM136 85H137V84H136ZM203 85H204V84H203ZM251 85H252V84H251ZM16 86H17V85H16ZM77 86H76V88H77ZM132 86H133V85H132ZM132 86H131V87H132ZM138 86L141 87L142 85H141V86L138 85ZM252 86H253V85H252ZM10 87H11V86H10ZM150 87H151V88H150ZM231 87H232V86H231ZM231 87H230V88H231ZM234 87H235V86H234ZM17 88H18V87H17ZM22 88H23V87H22ZM70 88H72V87H70ZM74 88H75V87H73V89H74ZM81 88H82V87H81ZM133 88H134V87H132V89H133ZM142 88H144V87H142ZM142 88H141V89H142ZM190 88H193V87H190ZM190 88H189V89H190ZM194 88H195V87H194ZM235 88H236V87H235ZM7 89H9V88H7ZM13 89H14V88H13ZM13 89H12V90H13ZM59 89H60L62 92H59V91H60ZM125 89H126V88H125ZM129 89H130V90L128 91V87H127V91H128V92H127V96H126L127 101H129L130 99L134 98L133 95H132L133 92L131 91L132 89H131V88H129ZM141 89H139V90H141ZM155 89H156V90L158 89L157 86H156ZM174 89H176V87H173V90H174ZM195 89H196V88H195ZM195 89H194V90H195ZM249 89H250V88H249ZM15 90H17V89L15 88ZM46 90H47V88H46ZM206 90H207V89H206ZM224 90H225V89H224ZM7 91H8V90H7ZM157 91H159V89H158ZM171 91H172V89H171ZM201 91H202V90H201ZM221 91H223V90H221ZM225 91H226V90H225ZM253 91H254V90H253ZM253 91H252V92H253ZM4 92H5V91H4ZM12 92H13V91H11V93H12ZM25 92H26V91H25ZM25 92H24V93H25ZM115 92H116V94L113 93V94L110 95V96H113L112 98H114V97L117 98L116 95H118V91H115ZM146 92H147V91H146ZM153 92L155 93V90H153ZM172 92L175 93L176 91H172ZM192 92H193V91H192ZM198 92H199V91H198ZM249 92H250V91H249ZM252 92H251V93H252ZM0 93H2V92H0ZM5 93H7V92H5ZM8 93H9V92H8ZM11 93H10V94H11ZM27 93H29V96H31V97H36V98H38V97H37V95H38L37 93H36V96L33 95V94L30 93V92H27ZM61 93H62V94H61ZM78 93H80V92H78ZM78 93H77V94H78ZM147 93H148V92H147ZM150 93H151V94H150V96L148 97V99L144 100V98L147 96V95H146V96L144 95L145 97H144L142 100H140L141 103H142L141 106H143V107H142L143 110L152 109V108H153V107H152V104H156V103H157V104H156L155 106L158 107L159 104L162 102L161 100H162L163 98L160 97V96H162V97L164 96V95H160V94H162V93L159 92V94H158V93L156 94V96H157L156 99H158V98L161 99V100L158 99L159 102L161 101L160 103H159L158 101H156V100H153V102H154V103H153V102H152V99L150 100V97H151V95H153V94H152V92H150ZM208 93H210V92H208ZM216 93H217V94H216ZM222 93H225V92L223 91ZM3 94H4V93H3ZM10 94H9V95H10ZM30 94H32V95H30ZM119 94H120V97H122L121 92H120ZM191 94H192V93H191ZM199 94H201V93H199ZM254 94H255V93H254ZM11 95H14V92H13ZM158 95H160V96L158 97ZM192 95H193V94H192ZM194 95H196V93H195ZM197 95H198V94H197ZM197 95H196V97H197ZM221 95H222V94H221ZM3 96H4V95H3ZM3 96H2L1 98H3ZM38 96H39V95H38ZM153 96H154V98H155V95H153ZM199 96H200V95H199ZM203 96H204V95H203ZM222 96H223V95H222ZM222 96L219 95V96H217V97L220 98V97H222ZM251 96H252V95H251ZM42 97H43V96H42ZM42 97L40 98V96H39L40 99H42ZM211 97H212V96H210V99H211V100H210V101H211V105L213 104V102H217V103H218V101H220V99H222V98H220V99L218 100V98H217L216 101H213ZM238 97H239V96H238ZM245 97H246V96H245ZM6 98H7V97H6ZM6 98H3L2 101L4 102ZM24 98H26V97H24ZM29 98H30V97H28V99H29ZM106 98H110V97H106ZM123 98H124V97H123ZM165 98H166V97H165ZM207 98H208V97H207ZM223 98H224V96H223ZM239 98H240V97H239ZM242 98H243V96H242ZM247 98H248V97H247ZM32 99H33V98H32ZM40 99H39V100H40ZM90 99H91V98H90ZM119 99H120V98L115 99V100L111 99V101H113V102L116 101L114 104H117V105L112 104L113 102L110 103L111 101L109 102V105L111 104V105H113V106L116 107V108H114L113 106L110 105V107H112L110 110L115 109L114 111H111L112 114H113V115H111V116H113V117L116 118V119L114 120L115 123H116V125H117V123H118L119 125H121V126H122V124H123V125L125 124V126H126V125H127V126H128V125L131 126L133 123L135 124V123H136V120H135V119L137 118L138 115H140V114H138V113L141 112V115H142V111H143V110H140L141 108L136 109L137 107H136V108H135V106L132 107L133 105H130V107H128V105L126 104V102H122L123 104H120V103H121V102H120L121 100H119ZM199 99L202 100V98H199ZM249 99H250V98H248V99L246 100V98H245L246 101H248ZM252 99H253V98H252ZM6 100H10V99H6ZM16 100H17V99H16ZM26 100H27V99H26ZM29 100H31V99H29ZM45 100H47V98H45L44 101H45ZM108 100H110V99H108ZM108 100H107V101H108ZM222 100H223V99H222ZM10 101H11V100H10ZM10 101H8V102L10 103ZM52 101H53V100H52ZM52 101H50V102H52ZM104 101H105V100H103V102H101V101L99 100V102H100V103H99L98 100H97V102H98L99 104L104 103ZM107 101L104 103L103 106L107 105V107L109 108V105L106 104V103H108ZM204 101H205V100H204ZM212 101H213V102H212ZM223 101H224V100H223ZM226 101H227V100H225L224 102H226ZM230 101H231V100H230ZM232 101L235 102V101H237V99H236V100L234 99V100H232ZM240 101H241V102H244V101H242V100H240ZM251 101H253V100H250V102H251ZM8 102H6V105H5V103H4V105H5V106H10ZM24 102H25V101H24ZM37 102H38V101H37ZM37 102H36V100H35L34 103H37ZM39 102H40V101H39ZM42 102H43V101H42ZM95 102H96V101H95ZM97 102H96V103H97ZM117 102H119V103H117ZM221 102H222V101H221ZM250 102H249V103H250ZM7 103H8V104H7ZM28 103H29V102H28ZM44 103H45V102H44ZM93 103H94V101H93ZM96 103H94V104H96ZM139 103H140V102H139ZM199 103H200V102H199ZM237 103H238V105H240L239 100L237 101ZM15 104H16V103H15ZM30 104H31V103H30ZM30 104H29V105H30ZM38 104H39V103H38ZM84 104L86 105L87 102H85ZM84 104H82V105H84ZM91 104H92V103H91ZM223 104H224V103H223ZM243 104H244V103H243ZM11 105H12V103H11ZM31 105H32V104H31ZM42 105H43V104H42ZM55 105H56V103H55ZM63 105H64V106H63ZM80 105H81V104H80ZM85 105H84V106H85ZM89 105H90V103H89ZM96 105H98V104H96ZM96 105H91V106L94 107V108L96 109ZM157 105H158V106H157ZM227 105H228V104H227ZM235 105H236V103H235ZM241 105H242V104H241ZM248 105H250V104H247V105L245 104L244 106H248ZM0 106H1V105H0ZM5 106H4V107H5ZM38 106H39V105H38ZM74 106H76V105H74ZM99 106H100V105H98L97 107H99ZM117 106H118V107H117ZM214 106H217V105H216V104H215V105H212V107H214ZM224 106L226 107V105H224ZM242 106H243V105H242ZM4 107H2V108L0 107V108L2 109V111H3ZM33 107H34V106H33ZM43 107H44V106H43ZM86 107L89 108L90 106L87 105V106H85V107H83V108H82V106H80V108H82V110H81L79 107H77V106L74 107V108H77L76 111L79 110V111L81 112V114H84V113H82V112H84V111L86 110V109H85ZM92 107H90V108H92ZM151 107H152V108H151ZM159 107H161V105H160ZM237 107H238V106H237ZM240 107H241V106H240ZM249 107H250V106H249ZM249 107H248V108H249ZM11 108H12V109H13V108L16 109L15 106H14V107H9L10 112H11ZM78 108H79V109H78ZM88 108H87V109H88ZM100 108H101V107H100ZM108 108H106V110H109ZM133 108H135V109L137 110V113H136V110H134ZM175 108H177V106H176V107H173L172 109L174 110ZM227 108H228V107H226V110H227ZM14 109L12 110L11 113H13ZM28 109H29V108H28ZM40 109H43V108H40ZM45 109H46V108H45ZM65 109H66V107H65ZM83 109H84V110H83ZM95 109H90L89 111H91V110H95ZM97 109H98V108H97ZM102 109H104V108H102ZM177 109H178V108H177ZM193 109H194V108H193ZM197 109H198V108H197ZM220 109H221V108H220ZM223 109H224V108L222 107L221 111H218V112H216L213 116H211V117L213 118L212 121L215 123V124H214L215 126H214L213 124H212V125H213L214 128H215V127H216V128H215V129L213 128L215 132H212V134H210V135H213V133H215V134L218 133V135H219V136L215 137V136H214L215 134H214V135H213L214 138H213V139L211 138L212 140H214V139L217 140V141H215L216 143L213 141L215 144H214V145H211L212 147L208 146V144H207V146H208L209 148H211V150H212L210 154H209L208 152H207V154L211 155L212 158H213V157H216L215 155H216L217 153H219L220 151H224V149H227L228 151H230L231 148L234 147V146L237 144L236 142H239V141H240V140L237 141V139H235V137H237V136H238L239 134H241V133L237 134V136H234V134H236V131H237V129L234 130L233 127H232V126L235 127V125H232V123H233L234 121H233V122L231 121L232 123H229V122L226 120L229 116H227L225 109H224V112H223ZM228 109H229V108H228ZM237 109H238V108H237ZM240 109H241V108H240ZM243 109H244V107H243ZM4 110H6V107H5ZM61 110H64V108L61 109ZM72 110H73V109H72ZM74 110H75V109H74ZM98 110L100 111V109H98ZM98 110H96L97 113H98ZM138 110H140V111H138ZM169 110H170V109H169ZM179 110H180V109H179ZM179 110H178V111H179ZM217 110H219V109H217ZM246 110H247V109H246V107H245V111H246ZM0 111H1V110H0ZM26 111H27V110H26ZM76 111H75V112H76ZM87 111H88V110H87ZM188 111H189V110H188ZM214 111H215V110H214ZM228 111H229V110H228ZM231 111H232V110H231ZM231 111H230V112H231ZM251 111H252V110H251V108H250V113H251ZM3 112H7V111H3ZM10 112H9V114H10ZM70 112H71V111H69V114H68V112L65 113V114H67V116H65V118H67L68 116H70V117L72 116L73 118H72V117H71V118L69 117L68 119H64L65 121H63V123H58V122H56V120H57V119H56V116L52 115V116H54L55 118L50 117V118H52V119H51V122L54 121L55 119H56V120L53 122V124H50L49 121L46 122L45 119L48 118V117H47L45 114H42V115L46 116V118L42 117L41 115H40L41 117H39V118L43 119L45 122H42L43 120L40 119L39 121H41V123H40L39 121H37L36 123H35V122H32L33 124H31V125H30V123L28 124L29 127H28V125L26 124V122L28 123L29 121H27L26 119H23V121L26 120V121H24V122H25V125H24L23 123L21 124V122H23L22 119H20L21 122H20V120H19V122H18V120L15 118V120L18 122V123H13L14 125L16 124L15 126H14V125L11 126V124L9 123L10 120H8V123H9L10 125L8 124V125H7L8 127H6L5 129H4L3 127L6 126V124L3 126V124L0 123V124H1V127H0V129H1L0 132H1V133H0V136H1L2 133H3L2 136H3V137H4V136L7 137V142H8V143H4V144H5V145H4V144L1 143V141H0V174H1V173L3 174V172H4V173H5V172H8V175L10 176V174H15V173H17V172L20 173L19 175H17V177L14 178V180L10 183L9 186L6 184V186H8L9 188H7V189H8V192H7V193L4 192V193H5V194H8V199H7V200L10 201V204H11V205L8 203L10 206H7V202H6L7 200H5V199L7 198V195H6V198L4 199L3 197H5V195H4V194H1V196L4 195V196H2V197L0 198V219H1V220H0V223H1V221H2L1 224H3V226H4V227L2 228V226L0 225V226H1L0 229H3V231H6V232H10V231H11V232H13V234L17 233V232L15 231L14 228H13V231L11 230L12 227H14V225H17V224L20 222V221H18V220L16 219V217H19V218H20V216H26V215H36V214L39 215L38 213L40 212V210H41L42 207H46V206L50 205V204H49V200L47 199V197H48L47 188H46V186L44 185V183L46 184L47 181H51V178H52V177H53V178H52V179H53V182L57 179V180H56V183H55L54 185H55V186L58 185V186H56L55 188L57 189L56 192L59 191V192H57V193L54 191V192H55V196H56V194H58V193L60 194V193H61L60 190H61L62 188H61L60 186H63L62 191H64V192H62V193L60 194V196H62L63 193H64V194H65L66 192L68 193V191H66L65 189L67 188V185H68V183H66V182H68L70 178L68 179V177H69L68 175H67V178H65L66 176H65L64 174H65V173L67 174V171L65 170V173H63V172H62L63 170H61V169L63 168L62 166L65 165V164H62V166L60 165V167H62L61 169H55V168H54V169H55V170H54V169L52 168V170H50V171H53L51 174H48V173H47V172L50 173V171L45 172L46 170H45V171L43 170V173H44V174H48V175H46V177H45V176H44V177H43V176L40 177V175H39V176H38V175H35L34 177L29 176V173L26 171V169H31V168H29V167H30V165H31V167H32V160H34V159H35L34 161L37 160L36 158L38 157V156H37L38 154H36V153H39V152L41 151L40 154L42 155V151H43V154H44V152H46L47 154H49V153H53V152L56 153L57 151H60V152H62V151H69V155H70V154H71L70 151H73V152L75 151V153H77L76 151H79V154L81 153V155L78 156V157H80L81 162H80V161H74V163H75V162L80 163V165H79L78 163H76L77 166H75L74 168H76V167H78V166H80V167H78V168H81V166H82V167H86L85 170H82V169H79V170H78V168H76L79 172H80V170H81L82 174H83V173H84V174H89V173H87V171H86L87 169H90V170H88V171H91L92 169L97 168V165H98V164L96 165V164H94V163H92V162H94V161H93V159H94L93 156H97V157H98V154L96 155L94 152H96V151L99 150L100 148L97 149V150H95V149L97 148V147H96V148L94 149V150H95V151H94V150H92V148H91V147H92L91 144H90L91 142H90V143H87V144H89V145H86V144H84L83 140L80 141V143H76V142L78 141L77 139H76L77 141H74V140H75V137H77V136L81 133V130H82V127H81V126H82L83 124H82V122H79V123H81V124L78 123L79 126L73 125L74 122H77V120H75L74 118H76V119L81 118V117L77 118L78 116L76 115V114H80V112H79V113H75V114H74V112H73L72 115H70ZM93 112H94V111H93ZM107 112H108V111H107ZM169 112H172V111H168V118L171 119V117H170L171 115H169V114H170ZM230 112H229V113L227 112V113L230 114ZM233 112H234V111H233ZM242 112H243V110H242ZM242 112H240V113H242ZM246 112H248V110H247ZM246 112H244L243 114L245 115ZM14 113H15V112H14ZM20 113H21V115H22V112H20ZM28 113H30V112H28ZM35 113H36V112H35ZM50 113H51V112H50ZM100 113H101V112H100ZM109 113H110V112H109ZM166 113H167V112H166ZM173 113H174V112H173ZM173 113H171V114H173ZM175 113H177V111H176ZM183 113H184V112H183ZM213 113H214V112H213ZM234 113H235V112H234ZM234 113H233V114H234ZM16 114H17V113H16ZM73 114H74L75 116H73ZM95 114H96V113H95ZM137 114H138V115H137ZM164 114H165V113H164ZM224 114H226V115L224 116ZM231 114H232V113H231ZM236 114H237V113H236ZM32 115H33V114H31L29 117L32 118V117H33ZM35 115H37V114H35ZM50 115H51V114H50ZM55 115H56V114H55ZM59 115H60V114H59ZM97 115L99 116V113H98ZM97 115H96V116H97ZM175 115H176V114H174V116H172V117H175ZM181 115H182V114H181ZM181 115H180V117H181ZM0 116H1V115H0ZM18 116H20V115H18ZM22 116H23V115H22ZM24 116H25V115H24ZM60 116H61V115H60ZM96 116L94 115V117H93V115H92V116H88V115H87L86 118H87V120H90V121H91L93 118H96ZM98 116H97V118H98ZM101 116H102V115H101ZM109 116H110V115H109ZM156 116H157V115H155V116H153V117L156 118ZM159 116H161V117L163 118L162 114L159 115ZM165 116L167 117V114H165L164 117H165ZM239 116H240V115H239ZM239 116H238V117H239ZM9 117H10V116H9ZM16 117H17V115H16ZM90 117H92V118H90ZM99 117H100V116H99ZM113 117H112V118H113ZM157 117H158V116H157ZM161 117H160V119H159V118H157V119L160 121V120L162 119ZM224 117H225V118H224ZM226 117H227V118H226ZM230 117H231V115H230ZM241 117H242V116H241ZM241 117H240V118H241ZM244 117H245V116H244ZM246 117H247V116H246ZM11 118H14V117H12V115H11ZM11 118H10V119H11ZM34 118H36V117L34 116ZM59 118H60V117H58V119H59ZM83 118H84V117H82V119H79V120H82V121H83ZM88 118H90V119H88ZM102 118L105 119L104 116H103ZM184 118H185V117H184ZM184 118L182 117V119H184ZM189 118H190V117H187V121H188ZM240 118H239V119H240ZM242 118H243V117H242ZM250 118H251V117H250ZM250 118H248V119H250ZM27 119H28V118H27ZM48 119H49V118H48ZM53 119H54V120H53ZM113 119H114V118H113ZM150 119H151V118H150ZM157 119H154V118H153L152 120H153L154 122H152V120H149L150 122H152L151 125H148V124H144V125H143V123H142V125H143V126H142V129H143V130L145 129L144 127L149 126V127H147V128L145 129V130H146L145 135H146V134L148 135L149 132H150L151 134H153V132L157 131L158 129H159V131H157V132H158V134H159V133H161V131H162V127H163V126H165V128L163 127V128H164V131H165L166 129H168V130H166V131H167L168 133H169V132L172 133L171 135H173L174 132H175L176 134L179 132V130H178V129H179L178 124L180 125V121H178V120H179L180 118L175 117L174 120L171 119V120H169V121H168L167 118H166L167 120L164 119V120H166V121H164V120L162 119V120H163V123H162V127H161V128H159V123H158L159 121H158ZM177 119H178V120H177ZM192 119H193V118H192ZM246 119H247V118H246ZM258 119H259V118H258ZM261 119H262V118H261ZM263 119H264V118H263ZM3 120L5 121V119L0 118V121L3 122ZM36 120H37V118H36ZM49 120H50V119H49ZM61 120H63V118L59 119L60 122H62ZM99 120H100V119H98V121H99ZM101 120L103 121V119H101ZM134 120H135V121H134ZM155 120H157L158 122H156ZM172 120L174 121V123L171 124ZM201 120H202V119H201ZM228 120L230 121L231 119L229 118ZM244 120H245V119H244ZM251 120H252V119H251ZM90 121H85V124H86L87 126H89V125H93V123H94L93 121H96V120L93 119V121H92L93 123H91V124H87V123H89ZM149 121H146V123H148ZM177 121H178V122H177ZM189 121H190V119H189ZM236 121L238 122L239 125H241V126H239L241 129L239 128V129H238V132H239V130H240V132H243V133H244V134L242 135V136H244L246 132L248 133V126H249V123H251V122L249 121V123H245V121H243L244 123L240 124L242 121L239 122L240 120H237V117H236ZM246 121H247V120H246ZM30 122H31V121H30ZM105 122L107 123L108 121H105ZM143 122H144V121H143ZM150 122H149V123H150ZM161 122H162V121H161ZM166 122L170 123L171 125H169V126H173V128H174V126H175V123H177L176 125H177L178 127L175 126V129L178 128V129H177L178 132H177V131L171 132V131H173V130H175V129L172 128V129H173V130H172L171 127L168 126V124L166 125ZM185 122H186V120H185ZM190 122H191V121H190ZM190 122H189V124H191ZM237 122H235V123L237 124ZM253 122H254V121H253ZM258 122H259V123H258V126L261 127L262 125H260V124H262V121H261V122L258 121ZM4 123H5V122H4ZM39 123H40V125L43 124L42 127L45 125V127H43L44 129H42V127H41V129L38 128V127L40 126ZM44 123H45V124H44ZM46 123H47V124H46ZM48 123H49V125H51L52 127L49 128V127H48V126H49ZM54 123H57V124H59V125L54 124ZM99 123H100V122H99ZM99 123H98V124H99ZM164 123H165V125H163ZM186 123H188V122H186ZM186 123H185V124H186ZM192 123H193V122H192ZM195 123H196V122H194V124H195ZM211 123H212V122H211ZM255 123H256V122H255ZM96 124H97V122H95L94 125H96ZM104 124H105V123H103V125H104ZM134 124H133V126H131V127L134 128ZM194 124H193V125H190V126L195 127ZM247 124H248V126H247ZM32 125H33V127H30V126H32ZM35 125H37V127H36ZM38 125H39V126H38ZM54 125H56V126H54ZM94 125H93V127L90 126V127H92V128H91V131H92V132H93V130H94L93 128H95V127L98 126V125H96V126L94 127ZM101 125H102V124H101ZM111 125H112V124H111ZM145 125H147V126H145ZM196 125H197V124H196ZM2 126H3V127H2ZM73 126H74V127H73ZM87 126H86V127H87ZM112 126H113V125H112ZM130 126H129V127H130ZM139 126H140V125H139ZM139 126H138V127H139ZM167 126H168V127H167ZM237 126H238V125H237ZM237 126H236V128H238ZM251 126H253V125H251ZM34 127H35V128H34ZM90 127H87V129H88L89 131H90ZM103 127H104V126H103ZM105 127H106V126H105ZM107 127H108V126H107ZM109 127H111V126H109ZM109 127H108V129H109ZM140 127H141V126H140ZM140 127H139V128H140ZM166 127H167V128H166ZM176 127H177V128H176ZM200 127H201V126H200ZM260 127H259V128H260ZM263 127H264V124H263ZM263 127H261V128L264 130ZM112 128H113V127H112ZM139 128H138V129H139ZM169 128H170V131H169ZM189 128H190V127H188V129H189ZM197 128H199V127L197 126ZM197 128H195V131H197V133H198ZM254 128H255V127H254ZM256 128H257V127H256ZM261 128H260V129H261ZM2 129H4L5 131L2 130ZM92 129H93V130H92ZM127 129L130 130V128H128V127H127ZM140 129H141V128H140ZM142 129H141V130H142ZM204 129H205V128H204ZM204 129H203V130H204ZM98 130H99V129H98ZM136 130H137V128H136ZM160 130H161V131H160ZM185 130H186V131L191 130V132H192L194 129L192 128V129H189V130H187V129H185ZM206 130H207V129H206ZM249 130H250V127H249ZM252 130H253V129H252ZM263 130H262V131H263ZM2 131H4V132H2ZM82 131H83V130H82ZM96 131H97V130H96ZM104 131H106V130H104ZM104 131H102V133H103ZM138 131H140V130L135 131V133L137 134ZM164 131H163V133H164ZM186 131H185V132H186ZM195 131L192 132V133H196ZM234 131H235V133H234ZM258 131H259V130H258ZM258 131H257V132H258ZM92 132H91V133H92ZM98 132H99V131H98ZM106 132H107V131H106ZM126 132L129 133V131H126ZM126 132L123 131V134H124V133L126 134ZM254 132H256V131H254ZM93 133H95V132H93ZM132 133H133L134 136H137L136 134H134V132H131V133L129 134V135H131V136H129V135L127 134L126 137H122V138H125L124 141L128 144L127 146L133 145L132 147H134V149H133L134 153H135V152L139 153L138 150H139V145H140V143H138V142H139L138 139L140 140L141 138H138V137H140V136L137 137L138 139H137V138H134V136H132ZM139 133H141V132H139ZM163 133H162V135L164 136ZM168 133H167V134H168ZM170 133H169L168 135L165 134V135L167 136L166 139H168V137L170 136ZM180 133H181V132H180ZM180 133H178V134H180ZM187 133H189V132H187ZM187 133H184V134L187 135ZM197 133H196V134H197ZM200 133H201V132H200ZM252 133H253V132H252ZM252 133H251V134H252ZM263 133H264V132H261L260 134H263ZM81 134H82V133H81ZM81 134H80V137H79L78 139H83V138H84V137H83L84 134H85L84 131H83V135H81ZM96 134H97V133H96ZM142 134H143V133H142ZM158 134H157V135H158ZM176 134H174V135H176ZM260 134H259V135H260ZM85 135H86V134H85ZM87 135H88V134H87ZM90 135H91V134H90ZM140 135H141V134H140ZM145 135H142V136L145 137ZM189 135H190V137H189ZM193 135L195 136V134H193ZM198 135H199V133H198ZM200 135H201V134H200ZM208 135H209V134H208ZM248 135H249V134H248ZM252 135H253V134H252ZM252 135H251V137H252ZM255 135H258V133L255 134ZM259 135H258V136H259ZM81 136H82L83 138H81ZM123 136H125V135H123ZM149 136H150V135H149ZM149 136H147V137H149ZM158 136H159V135H158ZM242 136L240 135L241 138H242ZM262 136H263V135H262ZM5 137H4V139H5ZM128 137H132V138H131V139H132V140H131V144H129L130 142L128 143V141H126V139L129 140ZM147 137H146V138H147ZM155 137H157V136H155ZM177 137H178V136H177ZM186 137H189V138L192 137V138H193V136H192L191 133L188 134V136H186ZM218 137H219V139L221 140V141H219V142H218V140H219ZM245 137H248V138H249V136H245ZM72 138H73V140H72V145L69 144V146H68L67 143H68L69 140H71ZM87 138L91 140V138H89V137L86 136V139H87ZM100 138H101V137H100ZM133 138H134V139H137V140H135L136 143L133 141ZM149 138L151 139V137H149ZM152 138H154V135L152 136ZM160 138H162V136H161ZM189 138H187V139L190 140ZM194 138H195V137H194ZM196 138H198V136H196ZM196 138H195V139H191V141H189V142H188V141H185L186 139L183 140V138H181L183 141H181L180 143H176V144H179L178 147H177L176 145H174V146L177 147L175 150H177L178 152L180 151L181 153H177V152L175 151V152H176L175 154H179V155L182 154V155H183V154H184L183 151H188V152H189V151H193L195 148L199 147V145H201V144H199V143H201V142L203 141V140H201V139H203V137L200 138L201 142H197V141H196L198 144H195V143L193 142L195 146L198 145V146L195 147V148L192 146L194 149H192V147L189 146V145H193V143H191L192 140H198V139H196ZM216 138H217V139H216ZM237 138H238V137H237ZM252 138H253V137H252ZM252 138H250V139H252ZM254 138H255V136H254ZM261 138H262V137H261ZM261 138H260V139H261ZM4 139H2V140H4ZM84 139H85V138H84ZM108 139H111V138H108ZM150 139H149L148 142H152V143H153V142H157V141H153V140L150 141ZM157 139H158V138H157ZM157 139L154 138V140H157ZM163 139H164V138H162V140H163ZM176 139H177V138H176ZM178 139H179V137H178ZM178 139H177V140H178ZM181 139H179V141H180ZM239 139H240V138H239ZM244 139H245V138H244ZM246 139H247V138H246ZM260 139H259V141L257 142V143H258V147H259V148H258V149H259V152H258L257 154L255 153V154H256V158H255L256 160H255V159H254V160L257 162V165H258L259 169H260L261 171L264 172V139H261V140H260ZM100 140H101V139H100ZM144 140H147V139H144ZM144 140L142 141V144H143ZM159 140H160V139H159ZM159 140H158V141H159ZM200 140H198V141H200ZM248 140H249V139H248ZM254 140H255V139H254ZM73 141L75 142L74 144H73ZM84 141H85V140H84ZM88 141H89V140H88ZM88 141H87V142H88ZM106 141H109V140H106ZM120 141H121V140H120ZM122 141H123V140H122ZM124 141H123V142H124ZM129 141H130V140H129ZM132 141H133V142H132ZM137 141H138V142H137ZM140 141H141V140H140ZM166 141H167V140H166ZM166 141H165V142H166ZM184 141H185L186 143H185ZM235 141H236V142H235ZM245 141H246V140H245ZM250 141H251V140H250ZM252 141H253V140H252ZM85 142H86V141H85ZM146 142H147V141H146ZM148 142H147V145H148V146H150V144H151V145H156V144H154V143H153V144H152V143L149 144ZM204 142H205V141H204ZM213 142L211 141V144H212ZM217 142L219 143V146H222V148L224 147L223 150H222V148L219 149L220 147H219V148H216V147H217V146H216ZM220 142H221V143H220ZM234 142H235L236 144H234ZM247 142H248V141H247ZM69 143H70V142H69ZM118 143L120 144V142H118ZM118 143H115L116 146L118 145ZM133 143H134V144H133ZM157 143H158V142H157ZM161 143H162V142H161ZM161 143H160V141H159V144H161ZM190 143H191V144H190ZM240 143H243V142H240ZM248 143H249V142H248ZM251 143H252V142H251ZM251 143H250V144H251ZM92 144L94 145L93 142H92ZM100 144H103V145H104L105 142H102V141H101V143H99V147L103 146V145L100 146ZM115 144H114V145H115ZM121 144H123V143H121ZM124 144H125V143H124ZM187 144H188V145H187ZM205 144H206V143H205ZM244 144H245V143H244ZM250 144H249V145H250ZM125 145H126V144H125ZM203 145H204V143H202L201 146L203 147ZM217 145H218V144H217ZM233 145H234V146H233ZM111 146H113V145H111ZM141 146H142V145H141ZM148 146H146V144H144V146H142V147H147V148H148ZM163 146H164V145H163ZM163 146H162V147H163ZM166 146H167V145H165L164 148H165ZM169 146H170V145H169ZM169 146H168V147H169ZM171 146H172V145H171ZM205 146H206V145H205ZM213 146H216V147H213ZM156 147H158V146H156ZM156 147H153V146H152V147H150V149L152 148V149L155 151L156 149H154V148H156ZM159 147L162 148L161 146H159ZM159 147H158V148H159ZM245 147H246V149L248 150V148H247L248 146H245ZM245 147H244V148H245ZM256 147H257V146H256ZM101 148H103V147H101ZM110 148H111V147H110ZM110 148H109V149H110ZM114 148H116V147H114ZM160 148H159V149H160ZM171 148H174V147H171ZM199 148H201V147H199ZM199 148H198V149H199ZM205 148H207V147H205ZM212 148H213V149H212ZM251 148H252V146H251ZM251 148H250V150H248V152L251 151ZM152 149H151V151H152ZM162 149H163V148H162ZM165 149H167V150H165V151H168V150L172 151V150L170 149V147H169V148H165ZM207 149H208V148H207ZM207 149H206V150H207ZM217 149H218V152H216ZM229 149H230V150H229ZM246 149H245V151H246ZM252 149H253V148H252ZM104 150H105V149H104ZM111 150H113V149H111ZM111 150H110V151H111ZM129 150H130V148H129ZM131 150H132V149H131ZM131 150H130V151H131ZM196 150H197V149H195L194 151H196ZM201 150H202V149L198 150L197 153L199 154V151H201ZM219 150H220V151H219ZM227 150H226V151H227ZM242 150H243V149H242ZM256 150H257V149H256ZM28 151H29V154H30V153L33 154V152L36 151V153L34 152V154H36L37 157H36L35 155H34V157H35L34 159L32 158L33 156H32V157H31V156L29 157V156H28L29 154H27ZM32 151H33V152H32ZM47 151H51V152H47ZM55 151H56V152H55ZM80 151H85V152H80ZM90 151H93V153L90 152ZM115 151H117V152H115ZM118 151H121V152L118 153ZM122 151H125V152H126L127 150H126V148H123L122 146L119 145V146L114 150V152L111 151V153H113V154H111V153L109 152L110 155H111L112 157L116 158V159H113L112 157H110V156L107 155V154H106V155H107L106 157H105V155H103L104 157H103V158L101 157L102 159L100 158L102 161H104V158H105V161H104V162L106 163V165H104V168L106 169V168L108 167V168H109L108 170H111L113 173H115L114 176H113L114 179H116L115 181H111V180H112V178H111L112 176H111V177L107 176V178H110V179H109V180H110V183H111V184L114 183L113 186H111V187H114V185H115L116 183H120V180H122L121 177L124 176L123 178H125V176H127V175H125V174L127 173V170H130V169H132V170H133V169L136 170V168L139 166V165H137V156H136L137 153H135L136 155H134V156H136V157H131L129 153H126V154H125V153H123ZM133 151H131V153H133ZM148 151H149V150H148ZM157 151H158V155H157V157H158V159H160V158H159V156H160V155H159V153H160L159 151H160V150L157 149ZM170 151H168L169 154H170ZM202 151H203V150H202ZM202 151H201V152H202ZM231 151H232V150H231ZM142 152H145V151H142ZM155 152H156V151H155ZM161 152H163V151H161ZM214 152H215L216 154H214ZM25 153L27 154L26 156H28L27 160H26V161H25V160H24V161H19L20 163L17 162V163H18V166H17L18 168H17V169H15L16 167L13 168L12 166H13V165L16 163V161L18 160V159L16 160V157L19 158V157L23 156V154H25ZM91 153H92V154H91ZM109 153H108V154H109ZM116 153H117V154H116ZM148 153H149V152H147V153H146V156H143V157H148V156H147ZM151 153H152V152H151ZM192 153L194 154V152H191L190 154H192ZM230 153H231V152H230ZM230 153H229V154H230ZM47 154H45L44 156L47 157ZM60 154H61V153H60ZM79 154L77 153L76 155H79ZM115 154L117 155L116 157L114 156ZM127 154H128V155H127ZM139 154H140V156H138V157H141V158L143 159V157H142L143 154H141V153H139ZM153 154H154V153H153ZM156 154H157V153H156ZM164 154H165V153H164ZM169 154H168V155H169ZM172 154H173V153H172ZM205 154H206V153H205ZM212 154H213V155H212ZM223 154H224V153H223ZM246 154H248V156H249L250 153H247V151H246ZM251 154H252V153H251ZM255 154H254V155H255ZM41 155H40V156H41ZM51 155H54L53 157H56L55 154H51ZM73 155H74V154H73ZM165 155H166V154H165ZM179 155H178V156H179ZM188 155H189V154H188ZM196 155H197V154H196ZM217 155H219V154H217ZM24 156H25V155H24ZM132 156H133V155H132ZM170 156H171V155H170ZM178 156H177V157H178ZM180 156H181V155H180ZM184 156L187 158V152H185V155H184ZM184 156H181V157H183V158H181V159H184ZM193 156H195V154H194ZM199 156H201V155H199ZM203 156H205V155H203ZM243 156H244V155H243ZM245 156H246V155H245ZM251 156H252V155H251ZM46 157H45V158H46ZM69 157H70V156H69ZM69 157H67V158H69ZM73 157H74V156H73ZM75 157H77V156H75ZM78 157H77V158H78ZM97 157H95V158H97ZM149 157H150V156H149ZM157 157H155V158H157ZM161 157H164L163 153H162ZM171 157H172V158H174V157L176 158V155H175V156L173 155V156H171ZM171 157H170V158H171ZM188 157L190 158V155H189ZM191 157H192V156H191ZM196 157H197V156H196ZM196 157H195L194 159H196ZM227 157H228V156H227ZM249 157H250V156H249ZM45 158L42 157V158H38V159L46 160ZM51 158H52V157H51ZM56 158H57V157H56ZM58 158L61 159V156L58 157ZM58 158H57V159H58ZM155 158H153V159H155ZM168 158H169V157H168ZM175 158H174V159H171V160H173V162H175ZM179 158H180V157H179ZM204 158L206 159V157H204ZM217 158H218V157H217ZM217 158H216V159H217ZM242 158H243V157H242ZM242 158H241V159H242ZM250 158H251V157H250ZM23 159H24V158H23ZM25 159H26V157H25ZM47 159H49V158H47ZM98 159H99V158H98ZM100 159H99V161H100V163H102V161H101ZM162 159H163V158H162ZM197 159H199V158H197ZM214 159H215V158H214ZM247 159H248V158H247ZM41 160H39L38 162L41 163V162H42ZM49 160H50V159H49ZM63 160H64V159H63ZM72 160H73V159H72ZM77 160H78V159H77ZM95 160H96V162H97V159H95ZM143 160H145V161H147L148 163H150V160H148V159H143ZM143 160H142V161H143ZM178 160H179V159H178ZM178 160H177V161H178ZM189 160H190V159H189ZM200 160H201V159H200ZM206 160H207V159H206ZM242 160H243V159H242ZM34 161H33V163H35ZM61 161H62V160H61ZM142 161L139 160L140 163H138V164L141 165ZM145 161H143V162L147 164V162H145ZM160 161H161V160H160ZM160 161H157V160H156V163H157V164H152V165H154V166L151 165L150 167H151V168H152V167H155V166L158 165V163H161V164H162L163 162H160ZM165 161H170V160H165ZM165 161H164V162H165ZM179 161H180V160H179ZM193 161H194V160H193ZM196 161H198V160H196ZM203 161H205V160L202 159V162H203ZM215 161H216V160H215ZM220 161H221V160H220ZM239 161H240V160H239ZM243 161H244V160H243ZM245 161H246V160H245ZM14 162H15V163H14ZM38 162H36V163L34 164V167H32V168L34 169V171H37V170H39V169H43V168H40V167H44V168H45V166H42V164L39 165ZM43 162H44V161H43ZM46 162H47V161H46ZM70 162H72V161H70ZM127 162H128V163H127ZM152 162H155V161L152 160ZM185 162H186V161H185ZM185 162L182 163V160H181V164H183L181 167H182L183 169H185V168L183 167ZM194 162H195V161H194ZM194 162H193V163H194ZM211 162H212V161H211ZM216 162H217V161H216ZM13 163H14V164H13ZM59 163H60V162H57V164H59ZM64 163H65V162H64ZM68 163H69V162H68ZM74 163H71V164L69 163V164H70L71 166H72V165H76V164H74ZM98 163H99V162H98ZM125 163L128 164V166H129V167L126 168L127 170H125L126 173L124 172V173H123L124 175L121 174L122 176H121V175H120V176H116V174H118L119 171H121L122 166L125 165ZM177 163L180 164L179 162H175V165H173L172 161H171V163L169 162V164H171V166H172L171 169L174 168L173 166H176V167L179 168L180 165L177 166ZM203 163H205V162H203ZM213 163H214V162H213ZM217 163H218V162H217ZM236 163H237V162H236ZM238 163H239V162H238ZM240 163H241V162H240ZM246 163H247V162H246ZM246 163H245V164H246ZM250 163H251V162H250ZM36 164H38V165H36ZM46 164H48V163H46ZM92 164H93V165H92ZM146 164H144V165H146ZM195 164H196V163H195ZM199 164H200V162H198V163L196 164L197 166H195V169H197L196 167H198V169L200 168V165H199ZM201 164H202V163H201ZM219 164H220V162H219ZM222 164H223V160H222ZM15 165H17V164H15ZM15 165H14V166H15ZM35 165H36V166H35ZM95 165H96V167H92V166H95ZM101 165H102V164H101ZM142 165H143V164H142ZM163 165H164L163 167H166V166H167V165H166V162H165V164H163ZM207 165H209V164H207V163H206V165L204 164L205 167H206ZM216 165H217V164H215V167H216ZM237 165H238V164H237ZM237 165H236V166H237ZM239 165H240V164H239ZM253 165H254V164H253ZM257 165H256V166H257ZM37 166L39 167V169L35 168V167H37ZM106 166H107V167H106ZM125 166H127V165H125ZM125 166H123V167H125ZM136 166H137V167H136ZM169 166H170V165H169ZM189 166H190V165H189ZM189 166L187 167L188 169H189ZM210 166H211V165H210ZM221 166H222V165H221ZM231 166H233V165H231ZM236 166H235V167H236ZM245 166H246V165H245ZM245 166H244V167H245ZM248 166H250V165H248ZM11 167H12V168H11ZM56 167H58V166H56ZM139 167H140V166H139ZM145 167H146V166H145ZM147 167H148V166H147ZM163 167H162V168H163ZM207 167H208V166H207ZM237 167H238V166H237ZM237 167H236V168H237ZM239 167H240V166H239ZM246 167H247V166H246ZM252 167H253V166H252ZM258 167H256V168H258ZM74 168H73V169H74ZM91 168H92V169H91ZM129 168H130V169H129ZM140 168H141V167H140ZM162 168H160L161 170L158 169V172H159V170H160V173L163 174V172H161V171L163 170ZM190 168H191V167H190ZM201 168H202V170L200 169L199 171H200V172L202 171V173H203L205 170H207V168H203V166H201ZM210 168H211V167H210ZM236 168H235V170H237ZM242 168H243V167H242ZM247 168H248V167H247ZM254 168H255V167H254ZM36 169H37V170H36ZM65 169H68V168H65ZM83 169H84V168H83ZM143 169H144V167H143ZM164 169H165L164 171H169V170H171L170 168H164ZM166 169H167V170H166ZM168 169H169V170H168ZM180 169H181V168H179V169H177V170L174 169V170H175V172L177 171L178 173H179V172H183L184 174L186 173V171H181L182 169H181V170H180ZM188 169H186V170H188ZM195 169H193V170H195ZM203 169H205V170H203ZM220 169H221V168H220ZM240 169H241V168H240ZM250 169H251V168H250ZM69 170H70V169H69ZM108 170H105V173H103L104 176H106L107 174H109ZM123 170H124V169H122V171H123ZM132 170H130V171H132ZM146 170H147V168H146ZM149 170H150V168H149L147 171H149ZM212 170H213V168H212ZM212 170H211V171H212ZM228 170H230V169L228 168ZM241 170H245V168H244V169H241ZM254 170H256V169H254ZM29 171H30V170H29ZM34 171H33V173H32L33 175H34ZM92 171H93V170H92ZM92 171H91L90 173H92ZM122 171H121L120 173H122ZM130 171H129V173H130ZM136 171H137V170H136ZM139 171H143V170L140 169ZM156 171H157V170H156ZM156 171H154V172L157 173ZM171 171H172V170H171ZM199 171H198V172H199ZM207 171L210 172L209 167H208V170H207ZM207 171H205V173H206ZM214 171H215V170H214ZM224 171H225V170H224ZM247 171H248V170H247ZM26 172H27V173H26ZM39 172H40V170H39ZM39 172H38V173H39ZM68 172H69V171H68ZM81 172H80V173H81ZM107 172H108V173H107ZM132 172H134V171H132ZM137 172H138V171H137ZM169 172H170V171H169ZM177 172H176L175 174H177ZM194 172H195V171H194ZM198 172H197V173H198ZM208 172H207V173H208ZM235 172H236V171H235ZM239 172H240V171H239ZM242 172H243V171H242ZM254 172H257V171H254ZM258 172H259V171H258ZM30 173H31V172H30ZM41 173H42V172H41ZM69 173H72L71 170H70ZM106 173H107V174H106ZM134 173H136V172H134ZM212 173H213V172H211V174H208L211 178H212ZM214 173H215V172H214ZM227 173H229V171H228ZM244 173H246V172H244ZM259 173H261V172H259ZM39 174H40V173H39ZM82 174H81V175H82ZM130 174L134 175L133 177H135V179H136L137 176H135V175H136V174H139V173H136V174L130 173ZM143 174H144V172H142V174H140V175L144 176ZM171 174H174V173H173V172H170V176H169V177H170V178H171V177H174V176L171 175ZM189 174H190V173H188V171H187V173L185 174L186 177H188ZM198 174L200 175V173H198ZM203 174H204V173H203ZM203 174H202V175H203ZM215 174H216V173H215ZM221 174H222V173H221ZM224 174H225V172H224ZM239 174H241V173H239ZM256 174H257V173H256ZM71 175H72V174H71ZM81 175H80V176H81ZM103 175H102V176H103ZM111 175H113V174L111 173ZM118 175H119V174H118ZM140 175H139V176H140ZM156 175L159 176V173H157ZM179 175L181 176V174H178V175H176V176H179ZM185 175L182 174V176H185ZM191 175L193 176L192 173H191ZM202 175H201V176H202ZM225 175H226V174H225ZM230 175H231V174H230ZM233 175H237V174H233ZM249 175H250V174H249ZM0 176H1V175H0ZM5 176H7L6 173H5ZM5 176H4V177H5ZM37 176H38V177H37ZM85 176H86V175H85ZM85 176L78 177V180H79V178H81L82 181H83ZM130 176H131V175H130ZM160 176H161V175H160ZM180 176H179V177H180ZM182 176H181V177H182ZM223 176H224V175L219 176V178H218V183H217V185L219 184V187H220V190H221V192H219V193H220L221 195H220L219 193H217V192H213V193L215 194L216 197H217L216 194L219 195L218 197L221 198L220 201H222L221 205L224 204V203H223V201H224L225 204H226L227 206L230 205V207L232 208V206H233V207L236 206V205H237L236 203L239 202V201H237V199H236V197H237L239 194L236 195L235 198H234V199H236L237 202L234 201V203H233V200H234L233 197H234V196H233V197H230V200H229V198H228V200L226 199V197L228 196V191H229V193H230V189H231L232 187L230 186V184H229L230 187L226 186L230 181H229L228 183H227V181L225 182V181L223 180ZM226 176H227V175H226ZM250 176H251V175H250ZM252 176H253V175H252ZM35 177H37V178H35ZM72 177H73V175H72ZM115 177H116V178H115ZM117 177H120V179L117 178ZM145 177H146V176L142 177L143 180H144ZM148 177H151V176H148ZM181 177H180V178H181ZM186 177H182V178L180 179V183H182L183 181L185 182V179H184V178H186ZM194 177H195V176H194ZM228 177H229V176H228ZM235 177H236V176H235ZM238 177H239V175H238ZM238 177H236V178H238ZM246 177H247V176H246ZM6 178H8V177H6ZM55 178H56V179H55ZM86 178H87V177H86ZM86 178H85V179H86ZM104 178H105V177H104ZM104 178H103V179H104ZM107 178H105V179H107ZM127 178L130 179V177H127ZM153 178L156 179V178L153 177V176H152L151 178H149V179H153ZM160 178H161V177H160ZM163 178H164V177H163ZM166 178H167V177H166ZM166 178H165V179H166ZM191 178H193V177H191ZM198 178H199V177H198ZM198 178H197V179H198ZM201 178H202V177H201ZM204 178H206L205 175H203V179H204ZM207 178H208V177H207ZM207 178H206V179H207ZM224 178H225V176H224ZM2 179H3V178H2ZM2 179H1V180H2ZM54 179H55V180H54ZM99 179L101 180V178H99ZM103 179H102V180H103ZM114 179H113V180H114ZM118 179H119V180H118ZM138 179H139V178H138ZM138 179H136V180H138ZM146 179H148V178H146ZM146 179H145V180H146ZM149 179H148V180H149ZM177 179H179V178L176 177V179H172V180H174L173 182H175V180H176V182H177L176 184H177L178 186H182V185L184 184V182L182 183V185H180V183H179V181H178ZM194 179H195V178H193V180H194ZM197 179H196V180H197ZM199 179H200V178H199ZM199 179H198V180H199ZM203 179H202V180H203ZM209 179H210V178H209ZM8 180H9V179H8ZM66 180H67V181H66ZM71 180H72L73 182L75 181V180H73V179H70V182H71ZM87 180H88V178H87ZM100 180H99V182H100ZM117 180H118L119 182H117ZM143 180H142L141 183H139L141 186L143 185V184H142V183L144 182ZM168 180H169V179H168ZM168 180H167V181H168ZM186 180H187V178H186ZM188 180H190L189 177H188ZM188 180H187V181H188ZM232 180H233V177H232ZM237 180H238V179H237ZM241 180H242V179H241ZM246 180H247V179H246ZM261 180L264 181L263 178H261ZM5 181H7V180H5ZM79 181H81V180H79ZM103 181H104V180H103ZM140 181H141V180H140ZM156 181L159 183L160 181H163V180H162V178H161V180L159 179V180H156ZM156 181H155V180H151L152 183H151L150 181H149V182H150L152 185L155 186V184H157ZM164 181H165V180H164ZM190 181H191V180H190ZM190 181H189V182H190ZM194 181H195V180H194ZM206 181H207V180H206ZM233 181H234V180H233ZM235 181H236V180H235ZM242 181H243V180H242ZM1 182H3V181H1ZM59 182H61L62 184L60 183V185H59ZM63 182H65L67 185H65V183H63ZM73 182L71 183L72 185H71V184H70V185L74 187L75 185H73ZM86 182H87V181H86ZM112 182H113V183H112ZM121 182L123 183L124 181H121ZM153 182H156V183L153 184ZM168 182H169V181H168ZM168 182H165V183H168ZM191 182H192V181H191ZM202 182H203V181H202ZM202 182H201V183H202ZM210 182H211V181H210ZM210 182H209V183H210ZM212 182H214V181H212ZM247 182H248V181L244 182V184L247 183ZM251 182H252V180H251ZM253 182H254V181H253ZM48 183H49V182H48ZM50 183H52V182H50ZM82 183H85V182H82ZM102 183H103V182H102ZM102 183H101V184H102ZM106 183H107V182H106ZM125 183H126V182H125ZM144 183H146L147 185L149 184V183H147V182H144ZM225 183H227V184H225ZM230 183H231V182H230ZM232 183H233V182H232ZM236 183H237V182H236ZM256 183H257V181H256ZM259 183H260V181H259ZM262 183H263V182H262ZM0 184H2V183H0ZM3 184H4V182H3ZM3 184L0 185V186H3ZM63 184H64V185H63ZM74 184H75V183H74ZM151 184H150V185H151ZM187 184H188V183H187ZM194 184H195V183H194ZM203 184H204V183H203ZM249 184H250V183H249ZM249 184H248V185H249ZM254 184H255V182H254ZM37 185L40 186V187L36 190L34 187L36 186V188H37V187H38ZM50 185H51V186H47V187H52V189H55V188L53 187V184H50ZM70 185H68V186H70ZM103 185H104V184H103ZM117 185H118V184H116V186H117ZM140 185H139V186H140ZM150 185H148V188H149V189H150ZM152 185H151V187H152ZM163 185L166 186L165 184H163ZM168 185H169V183H168ZM184 185H186V184H184ZM184 185H183V187H184ZM189 185H190V183H189ZM215 185H216V184H215ZM215 185H213V187H215ZM234 185H235V183H234ZM250 185H251V184H250ZM256 185H257V184H256ZM260 185L262 186V184H260ZM260 185H257V188H258V186H260ZM116 186L114 187L115 190L118 189V186H117V187H116ZM134 186H136V185H134ZM137 186H138V185H137ZM137 186H136V187H137ZM141 186H140V187H141ZM144 186H145V185H143L142 187L145 188L146 186H145V187H144ZM157 186H158V185H157ZM157 186H156V187H157ZM159 186H160V185H159ZM164 186H163V187H164ZM174 186H175V183H174ZM195 186H196V184H195ZM201 186L204 187V185H201ZM223 186H226V187H223ZM251 186H252V185H251ZM100 187H101V186H100ZM107 187H109V186L107 185ZM122 187H123V186H122ZM160 187H161V186H160ZM170 187H172V185H170ZM185 187H186V186H185ZM190 187H191V186H190ZM190 187H188V188H190ZM196 187H197V186H196ZM206 187H207V186H206ZM233 187H234V186H233ZM254 187H256V186H254ZM0 188H1V187H0ZM2 188L4 189L5 187H2ZM2 188H1V189H2ZM59 188H61V189L58 190ZM74 188H76V186H75ZM74 188H70L71 190L73 189V190H72V193H74L73 191H76V190H77V189L74 190ZM119 188H120V187H119ZM133 188H135V187H133ZM133 188H130V189L132 190ZM173 188H175V187H173ZM215 188H216V190H217V187H215ZM263 188H264V187H263ZM52 189H50L51 192H53ZM101 189H102V187H101ZM103 189H105V186H103ZM107 189H108V188H107ZM110 189H112V188H109V191H111ZM122 189H123V188H122ZM122 189H121L120 191H122ZM145 189H146V188H145ZM153 189H154V192H157V191L161 190V189L157 190V189L154 188V187H153ZM153 189H152V190H153ZM181 189H183V188H181ZM209 189H210V188H209ZM241 189H242V187H241ZM243 189H244V188H243ZM246 189H247V188H246ZM254 189H255V188H254ZM115 190L112 189L111 192H113V191H115ZM128 190H129V189H128ZM156 190H157V191H156ZM170 190H171V189H170ZM172 190H173V189H172ZM172 190H171V191H172ZM176 190H177V189H176ZM187 190H189V189H187ZM204 190H205V188H204ZM204 190H203V191H204ZM218 190H219V189H218ZM218 190H217V191H218ZM220 190H219V191H220ZM233 190L235 191V189L232 188L231 191H233ZM250 190H251V189H250ZM252 190H253V189H252ZM257 190H258V189H257ZM257 190H256V191H257ZM1 191L3 192V190H1ZM5 191H6V190H5ZM120 191H119V192H120ZM142 191H143V192H142ZM161 191L164 192V193L166 194V195H165V194L163 193L164 196L170 200L169 197H170L171 195L169 194V196L167 197V195H168L167 193H168V192H167V191H163V190H161ZM161 191H159V192H161ZM174 191H175V190H174ZM184 191H185V190H184ZM205 191H206V190H205ZM240 191H241V190H240ZM240 191H238V192H240ZM259 191H260V190H259ZM259 191H258V192H259ZM2 192H1V193H2ZM117 192H118V191H117ZM139 192H141V194L143 193V195H144V193H146L147 191L144 192V189H143V190H141V191H139ZM149 192H150V191H149ZM152 192H153V191H152ZM191 192H192V191H191ZM209 192H211V191H209ZM209 192H208V193H209ZM244 192H245V191H244ZM261 192H262V191H261ZM263 192H264V190H263ZM49 193H50V192H49ZM114 193H115V192H114ZM202 193H203V192H202ZM205 193H207V192H205ZM240 193H242V192H240ZM245 193H247V191H246ZM250 193H251V192H249V194H250ZM253 193H254V192H253ZM253 193H252V195L250 194V196H253ZM52 194H53V193H52ZM75 194H76V193H75ZM134 194H135V193H134ZM139 194H140V193H138V195H137L136 197L141 196V194H140V195H139ZM146 194H147V193H146ZM146 194H145L146 197H148V196H149V197L152 196L153 198H155V197L157 198V197L160 196L161 193H159V194L156 193L158 196H155V197L153 196V195H156V194H154V193H152L151 195H148V196H147ZM149 194H150V193H149ZM173 194H174V193H173ZM203 194H204V193H203ZM209 194H210V193H209ZM230 194H231V195H230ZM230 194H229V195L232 196V192H231ZM233 194L235 195V192H234ZM243 194H244V193H243ZM249 194H248V195H249ZM256 194H257V193H256ZM258 194H259V193H258ZM261 194H262V193H261ZM66 195H67V196H66ZM66 195H65L66 197H64L63 199L68 198V195H71V193H70V194H66ZM123 195H124V194H123ZM179 195H180V194H179ZM206 195H208V194H206ZM210 195H211V194H210ZM210 195H208V196H210ZM51 196H52V195H51ZM71 196H72V195H71ZM74 196H76V195H74ZM145 196H142V198L140 197V198H141L140 200L144 201L143 199H145ZM164 196H163V198H164ZM211 196H212V195H211ZM240 196H242V194H240ZM246 196H247V194H246ZM259 196H260V194H259ZM259 196H258V197H259ZM88 197H89V196H88ZM91 197H93V196L91 195ZM132 197H134V196L132 195ZM132 197H131V198H132ZM161 197H162V196H161ZM161 197H159V198H160V200L162 201V203H163V201L165 202V200H167L166 198H164L165 200H162L163 198L161 199ZM179 197H180V196H179ZM179 197H175V198H178V199H179ZM205 197H206V196H205ZM216 197H215V198H216ZM238 197H239V196H238ZM247 197H248V196H247ZM258 197H257V198H258ZM262 197H264V195H261V198H262ZM53 198H56V197H53ZM53 198H51V200H53L52 203L55 202ZM59 198H62V197H59ZM71 198L74 199L73 197H71ZM71 198H70V200H72ZM104 198H105V197H104ZM106 198H107V197H106ZM119 198L122 199L121 197H119ZM127 198H128V197H127ZM127 198H126V199H127ZM153 198H152V199H153ZM173 198H174V195L171 197V199L173 200ZM200 198H201V199H202V198H203V199H206L207 197L204 198V195H202V197H200ZM215 198H213V199H215ZM231 198H232V200H231ZM241 198H242V197H241ZM244 198H245V197H244ZM57 199H58V197H57ZM79 199H80V198H79ZM85 199L87 200V198H85ZM90 199H91V198H90ZM92 199H93V198H92ZM98 199H99V198H98ZM120 199H119V200H120ZM128 199H130V198H128ZM133 199H134V201H135V198H133ZM138 199H139V198H138ZM138 199H137L136 201H138ZM147 199H148V198H146L145 200H146V201H149V199H151V198H149L148 200H147ZM198 199H199V198H198ZM207 199H210V198H207ZM211 199H212V198H211ZM213 199H212V200H209V201H212V202H213V201H214ZM252 199H253V198H252ZM258 199H260V198H258ZM258 199H255V200L258 201V202H257L258 205H256V208L261 204V203L259 204V201H260V200H258ZM55 200H56V199H55ZM59 200H60V199L56 200V203H58ZM67 200H68V199H67ZM70 200H69V201H70ZM100 200H101V199H100ZM172 200H170V201L173 203L174 200H173V201H172ZM180 200H181V199H180ZM184 200H185V199H184ZM246 200H248V199L246 198ZM246 200H245V201H246ZM262 200H264V198H263ZM9 201H8V202H9ZM38 201H42V202H40V204H39ZM61 201H62V199H61ZM81 201H82V200H81ZM91 201H92V200H91ZM91 201H90V202H91ZM94 201H96V200H94ZM124 201L127 202V200H124ZM124 201H123V202H124ZM151 201H152V200H151ZM154 201H156V200H154ZM158 201H159V199H158ZM161 201H160V204H161ZM177 201H178V200H177ZM177 201H175V202H177ZM186 201H190V200H186ZM186 201H185V202H186ZM193 201L195 202V203H194V204H195V207H198V208H196V210H198V209L201 207V204H203V202H204V203L208 202V201L205 202V200H204V201H203V200H200V201L197 200V201H196V199L193 200ZM245 201L242 202L241 199H240V203L242 202L243 205H244V204L247 205V203H245ZM252 201H253V200H252ZM66 202H68V201L65 200L64 203H66ZM72 202L74 203L75 201H72ZM76 202H78V201H76ZM84 202H85V201H84ZM90 202H88V203H90ZM101 202H102V201H101ZM109 202H110V203H108V205H107L108 207H106L105 205H102V207L105 206V209H106V208H110L111 211H110V210H107L106 212L104 211V212H105V213H103L104 216L101 215V213H102L103 211H102L101 213L97 211V213H96L97 215H99V213H100V216H103V218L105 219V222H106V221H109V220H108V218H109L108 215H110V214H108V212H109V213L114 212L113 208L116 207L115 202H117V200H115V202L112 203V204L115 205L113 208H111V206L109 207V205H111V202H113V200H109ZM149 202H150V201H149ZM166 202H167V201H166ZM171 202H170V203H171ZM179 202H181V201H179ZM182 202H183V201H182ZM218 202H219V200H218ZM250 202H251V199H250ZM260 202H261V201H260ZM62 203H63V202H62ZM73 203H71V204L73 205ZM91 203H95V202H91ZM91 203H90V204H91ZM96 203H97V202H96ZM96 203H95V204H96ZM102 203H103V202H102ZM105 203H107V202H105ZM105 203H103V204H105ZM133 203H134V202H133ZM139 203H141V202H139ZM143 203H145V201H144ZM147 203H148V202H147ZM151 203H152V202H151ZM153 203H154V202H153ZM156 203L159 204L158 202H156ZM156 203H155V204H156ZM167 203H168V202H167ZM170 203H168L169 206H170ZM172 203H171V204H172ZM209 203H210V202H209ZM214 203H217V202H214ZM240 203H239V204H240ZM251 203H252V202H251ZM251 203H250V204H251ZM253 203H255V202H253ZM257 203H256V204H257ZM262 203L264 204V202H262ZM66 204H67V203H66ZM69 204H70V202H69ZM71 204H70V206L67 204L68 208H71V207H72ZM76 204L79 205V203H76ZM95 204H93L92 206H94ZM119 204H120V203H119ZM155 204H154V205H155ZM165 204H166V203H165ZM165 204H163V205H165ZM177 204H178V203H177ZM217 204H218V203H217ZM235 204H236V205H235ZM54 205H55V204H54ZM61 205H62V204H61ZM96 205H98V207H99L100 204H96ZM96 205H95V209H92L90 212L88 211L89 207H90V208H94V207H92V206H88L87 203H86L85 205H83L82 208L80 207V208H81V209H80L81 212H80L79 210H77V209H72V208H71L73 211H77V212H78V213L74 214V215H75L74 219L77 220V214L80 215V214H79V212H80V213H82L83 215H85L84 213L88 214V215H89V220L91 221V220L94 218L93 216H95V212H94V211L97 210ZM117 205H118V204H117ZM131 205H133V204H131ZM145 205H146V204H145ZM147 205H148V204H147ZM163 205L161 204V205H159V206H160V207L162 206V208H163V207H164ZM172 205H174V204H172ZM178 205H179V204H178ZM191 205H193V204H191ZM211 205H213V204H210V206H211ZM214 205H216V204H214ZM221 205H220V206H221ZM251 205H252V204H251ZM261 205H262V204H261ZM67 206H66V207H67ZM73 206H74V205H73ZM76 206H77V205H76ZM76 206H75V207H76ZM80 206H82V205H80ZM86 206H88V208L85 209ZM121 206H123V205H121ZM128 206H129V205H128ZM128 206H127V207H128ZM139 206H140V205H139ZM169 206H168V207H169ZM176 206H177V205H175V208H176ZM189 206H190V204H189ZM210 206H208V204H207L206 207H210ZM220 206H219V207H220ZM239 206H240V205H239ZM248 206H249V205H247V209H248ZM263 206H264V205H263ZM60 207H61V206H60ZM102 207H99V210H100V211H101L100 208H102ZM117 207H118V206H117ZM142 207H143V206H142ZM142 207H140V209H141ZM149 207H150V206H149ZM151 207H152V206H151ZM151 207H150V210H151ZM155 207H156V206H155ZM165 207H166V206H165ZM203 207H204V206H203ZM222 207H224V205H223ZM243 207L245 208L246 206H243ZM250 207L252 208V206H250ZM254 207H255V206H254ZM259 207H260V206H259ZM261 207H262V206H261ZM55 208H56V206H55ZM64 208H65V207H64ZM68 208H65V209H68ZM73 208H74V207H73ZM77 208H79V207L77 206ZM120 208H121V207H119V208L116 209V210H119ZM128 208H131V207L129 206ZM128 208H127V209H128ZM134 208H135V207H132V210H133L134 213H135L136 210H137L138 208H137V209H136V208L134 209ZM145 208H147V207H144V208L141 209V210L139 209L138 211H142V210H143V212L146 213L147 209H146V211H144ZM152 208H153V207H152ZM157 208H158V207H157ZM173 208H174V207H173ZM183 208H184V207H183ZM188 208H189V207H188ZM188 208H187V209H188ZM220 208H221V207H220ZM235 208H236V207H235ZM251 208H249V209H251ZM256 208H255V209H256ZM10 209H11V210H10ZM51 209H52V211H53V208H51ZM51 209H50V210H51ZM57 209H58V208H57ZM148 209H149V208H148ZM160 209H161V208H160ZM165 209L167 210V209H169V208H165ZM171 209H172V208H170V210H171ZM180 209H181V208H180ZM194 209H195V208H194ZM238 209H239V208H238ZM255 209H254V208L252 209L253 212H254V214L256 213V212H255ZM259 209H260V208H258V210H259ZM50 210H49V211H50ZM59 210H60V209H59ZM72 210H69V211H72ZM85 210H87L88 212H87V211L85 212ZM112 210H113V211H112ZM128 210H129V209H128ZM132 210L130 209V211H132ZM152 210H153V209H152ZM152 210H151V211H148V212H152V213L154 214V211H152ZM162 210H164V209H162ZM162 210L158 211V212H159V213H157L158 216L155 217V219H154L155 221L153 220L154 217H152V215H151L150 213H146V214H145V216L148 215V214H150V215H148V216L152 217V222L154 221V222L156 223V224H155V223L153 222V224L156 226L155 228L153 227V228L155 229L154 232H156V234H157V232H158L156 229H159V228H157V227H158V226L160 225V223H161V222H160V223L158 222V221L161 219L159 214L162 215V214H165V212H167V211L164 212V211H162ZM175 210H176V209H175ZM188 210H190V209H188ZM221 210H223V209H221ZM224 210H228V209H224ZM231 210H232V209H230V210H228V211H230V212L233 213L234 209H233V211H231ZM243 210H245V209H243ZM256 210H257V209H256ZM43 211H45V210H43ZM46 211H47V209H46ZM52 211H51V212H52ZM57 211H58V210H57ZM62 211H63V210H62ZM130 211H127L128 214H129ZM133 211H132V212H133ZM138 211H137L136 213H138ZM173 211H174V210H172V212H173ZM184 211H186V209H185ZM184 211H183V212H184ZM194 211H195V210H194ZM239 211H240V209H239ZM249 211H251V210H249ZM249 211H246V212L244 211L245 214H242V215H243V216L246 215V213H249ZM115 212H118V211H115ZM115 212H114V213H115ZM121 212H124V211L121 210ZM143 212H141V213L143 214ZM155 212H156V211H155ZM161 212H164V213H161ZM181 212H182V211H181ZM190 212H191V211H190ZM226 212H227V211H226ZM226 212H225V213H226ZM230 212L228 213V216H233L232 214H230ZM234 212H236V211H234ZM11 213L14 214V215H17V214H18V215H20V216L17 215V216L14 217V216L10 215ZM42 213H43V212H42ZM46 213L50 214L49 212H45V214H46ZM56 213H57V212H56ZM58 213H59V212H58ZM62 213H63V212H62ZM62 213H60V214H62ZM68 213H69V212H68ZM114 213H113V215H111V216H112V217H114V216H115V217H118L117 214H114ZM119 213H120V212H119ZM130 213H131V212H130ZM134 213L130 214L131 216L135 215V218H133V219L131 218V219H132V220L135 219V220L137 221L138 218H136V217H137L138 215H136V214H134ZM141 213H140V215H141ZM185 213H186V212H185ZM237 213H238V210H237ZM43 214H44V213H43ZM111 214H112V213H111ZM123 214H124V213H123ZM125 214H126V213H125ZM155 214H156V213H155ZM171 214H173V213H171ZM223 214H224V212H223ZM226 214H227V213H226ZM233 214H235V213H233ZM238 214H239V213H238ZM238 214H237V215L235 214V216L238 217ZM249 214H250V213H249ZM254 214H252V215H254ZM66 215H67V214L65 213V216H66ZM72 215H73V213H72ZM118 215H119V214H118ZM180 215H182V213H180ZM187 215H188V214H187ZM191 215H192V214H191ZM224 215H225V214H224ZM240 215H241V214H240ZM242 215H241V216H242ZM41 216H43V215H41ZM41 216H38V217L41 218ZM53 216H54V215H53ZM125 216H126V215H125ZM154 216H155V215H154ZM164 216H165V215H164ZM178 216H179V215H178ZM178 216H177L176 218H178L179 221H180V217H181V218L184 217V216H180V217H178ZM200 216H201V215H200ZM228 216H226V217H228ZM241 216H240V218H243V217H241ZM255 216H256L257 218L263 220V218H264V208H261L259 211H257V213L255 214ZM11 217H14V218L16 219V222L18 221V223H17V224H14L15 222L12 221V218H11ZM35 217H36V216H35ZM54 217H55V216H54ZM72 217H73V216H72ZM78 217H79V216H78ZM112 217H111V218H112ZM126 217H127V216H126ZM126 217H124V218H126ZM128 217H129V216H128ZM140 217L146 219L144 216H140ZM161 217H163V215H162ZM165 217H166V216H165ZM165 217H163V218H165ZM169 217H170V219H171V217H174V215H173V216H172V215L170 216V214H169ZM189 217H190V216H188V218H189ZM191 217H192V216H191ZM193 217H194V216H193ZM202 217H203V216H202ZM224 217H225V216H224ZM233 217H234V216H233ZM33 218H34V216H33ZM40 218H39V219H40ZM45 218H47V217H45ZM45 218H44V219H45ZM48 218H49V216H48ZM67 218H68V217H67ZM82 218H84V216L80 218V219H81L80 221H82ZM86 218H87V217H86ZM97 218H98V217H97ZM99 218H100V217H99ZM120 218H121V216H120ZM157 218H159V219H157ZM167 218H168V217H167ZM188 218H185V219H188ZM238 218H239V217H238ZM240 218H239V219H240ZM245 218H246V217H245ZM247 218H248V217H247ZM10 219H11V221H10ZM15 219H13V220H15ZM34 219H35V218H34ZM36 219H37V218H36ZM44 219H41V220H44ZM50 219H51V218H50ZM56 219H57V218H56ZM94 219H95V218H94ZM101 219H102V218H101ZM109 219H110V218H109ZM116 219H117V218H116ZM144 219H143V220H144ZM150 219H151V218H150ZM156 219H157V220H156ZM165 219H166V218H165ZM170 219H168L167 223H169ZM178 219H177V220H178ZM189 219H191V218H189ZM199 219L201 220V218H199ZM227 219H228V218H227ZM227 219L225 220V224H226V225H227V223L230 222V221L227 222V221H228ZM259 219H257V220H259ZM48 220H49V219H48ZM75 220H74V222H73V220H72V222H73V223H78V224H80L79 218H78V221H79V222H77V221L75 222ZM83 220H85V219H83ZM110 220H111V219H110ZM121 220H123V219H118V221L122 222ZM125 220H126V219H125ZM172 220H173V218H172ZM182 220H183V218H182ZM200 220H198V221H200ZM231 220L233 221V219H231ZM243 220H244V219H243ZM37 221H38V220H37ZM45 221H47V220H45ZM60 221H61V220H60ZM93 221H94V220H93ZM97 221H98V219H97ZM128 221H129V220H128ZM128 221H127V222H128ZM130 221H131V220H130ZM140 221H142V219H140ZM145 221H147V220H144V222H145ZM160 221H166V220H164V219L162 220V219H161ZM184 221H185V220H184ZM198 221L195 219V222H194L195 224H194V227H193L192 232H191L192 235H191L190 233H187L188 230L185 229V228H181V227L179 228L177 225H176V227L179 228V229H176V227H174V228L176 229V230H174V231L177 232V230H180V232H179V231H178V232H179V233L181 234V236H182V237L180 238V241H179L181 244H183V245H189V244L194 245V244H196V243H198V242H202V240H201L200 238H198V236H200V232H201V228H202V227H201V226H202V223H201L202 221L200 222L201 225H200L199 223H197ZM40 222H41V221H40ZM52 222H55V221H52ZM57 222L60 223L59 221H57ZM64 222H65V219H64ZM64 222H63V224H65ZM95 222H96V221H95ZM105 222H104V223H105ZM111 222H112V224H113L114 226H111L112 224L109 225L110 227H109V229H107V232H109L110 235H111V234H113V235L117 234V235H120V236H122V237H125L126 235H121V234H123V233H124V230H125L126 228H129V226H131V225H129V226H127V227L125 228V224H126V223L124 222V223H125V224H123V226H124V228H125V229H124V228H120V227H122V225H120L118 222L110 221V223H111ZM131 222H132V221H131ZM138 222H139V221H137V222H135V223L139 224ZM150 222H151V220H150ZM152 222H151L150 224H152ZM157 222H158V224H157ZM177 222H178V221H177ZM38 223H39V222H38ZM38 223H36L35 225H37ZM45 223L47 224V222H44V224H45ZM58 223H57V224H58ZM83 223H84V222H83ZM97 223H102V222H97ZM115 223H116V224H115ZM117 223L120 225L119 228H118V226H115V225H117ZM122 223H123V222H122ZM140 223L143 224V221L140 222ZM164 223L166 224V222H163V224H164ZM173 223H174V222H173ZM178 223H179V222H178ZM178 223H177V224H178ZM185 223H187V222H185ZM189 223H192V222H189ZM196 223L199 224V226H198ZM40 224H41V223H40ZM46 224H45V225H46ZM48 224H52V223H48ZM57 224H56V225H57ZM68 224H69V223H68ZM68 224H67V225H68ZM78 224H75L77 227H76V229H74V230H77V231H78L79 229H77V228H81L80 226H78ZM86 224H87V222H86ZM86 224H83L84 226H83V225H81V226L86 227V226H85ZM88 224H89V223H88ZM106 224H109V223L107 222ZM141 224H140V225H141ZM145 224H146V222H145ZM145 224H144V225H145ZM6 225H7V226H6ZM12 225H13V226H12ZM19 225H20V224H19ZM19 225H17L18 227L15 226V228H16V227L18 228V229H16V230H18V232H19ZM35 225H34V226H35ZM45 225H42L43 228H45V229L48 228L49 225H48L47 227H46ZM52 225H54V224H52ZM144 225H143V226H144ZM148 225H149V224H147V227L150 228ZM230 225H231V223H230ZM232 225H233V224H232ZM40 226H41V225H40ZM40 226H38L39 230H44V229H40ZM64 226H66V225H64ZM68 226H70V225H68ZM87 226H88V225H87ZM89 226H90V225H89ZM102 226H103V225H102ZM135 226H137V225H135ZM160 226H163V225H160ZM165 226H167V224H166ZM165 226H163V227H165ZM179 226H180V225H179ZM189 226H190V225H189ZM233 226H234V225H233ZM61 227H62V226H61ZM100 227H101V226H100ZM163 227H161L160 229H162ZM190 227H191V226H190ZM190 227H188V228H190ZM199 227H201V228H199ZM225 227H226V226H225ZM228 227H229V226H228ZM258 227H259V226H258ZM260 227H261V226H260ZM5 228H7V229L10 228V231H9V230H5ZM36 228H37V227H36ZM36 228L34 229L35 231H36ZM41 228H42V227H41ZM56 228H57V227H55V229H56ZM98 228H99V227H98ZM103 228H105V227H103ZM134 228H135V227H134ZM140 228H141V226H140ZM143 228H144V227H143ZM148 228H146V230H151V229H148ZM151 228H152V226H151ZM168 228H169V227H168ZM168 228L166 227L164 230H166V229H168ZM174 228H173V229H174ZM50 229H51V228H50ZM65 229H68V228L66 227ZM65 229H64V230H65ZM69 229H70V228H69ZM69 229H68V230H69ZM81 229H83V228H81ZM122 229H123V230H122ZM132 229H133V228H131V230H132ZM136 229L139 230V228H137V227H136ZM144 229H145V228H144ZM144 229H142V230H143V231H146V230H144ZM262 229H263V228H262ZM47 230L49 231V229H47ZM70 230L72 231V229H70ZM70 230H69V231H70ZM84 230H86V229H84ZM93 230H95V229H93ZM98 230H99V229H97V231H98ZM128 230H130V228L127 229V231H128ZM138 230H135V231H138ZM142 230H141V232H140V234H139V236L142 235V237H141L142 239L139 241V240L136 238V241L138 240L137 243H136L135 241H132V242H135V243H136V247H135V249H136L138 255L141 256L142 258H145V257H143V256H147V255L150 254V253H148L146 250H148V249H150V248H154L155 250L159 251V249H160L159 247H161L162 245L159 246L158 244H155L156 242H155V243L147 242L146 240L149 239V237H147V236H149V235H147L148 233L146 234L147 231L144 232V233H142V232H143ZM162 230H163V229H162ZM162 230H161V231H162ZM186 230H187V231H186ZM226 230H227V229H226ZM256 230H257V229H256ZM0 231H2V230H0ZM35 231H34V232H35ZM56 231H57V230H56ZM59 231H60V230H59ZM62 231H63V228H62ZM69 231H68V232H69ZM71 231H70V232H71ZM97 231H96V233H97ZM125 231H126V230H125ZM135 231H129V232L131 233V232H135ZM161 231H160V232H161ZM6 232L2 233V235H0V236H1L0 238H3V237H5V236H7L8 233H6ZM40 232H41V231H40ZM52 232H53V231H52ZM74 232H75V231H73V233H74ZM78 232H79V231H78ZM86 232H87V231H85V233L83 232V234H86ZM102 232H104V231H102ZM122 232H123V233H122ZM150 232H151V231H150ZM150 232H149L150 235L155 234V233H152V234H151ZM160 232H159V233H160ZM228 232H230V231H228ZM236 232H238V231H236ZM262 232H264V230H263ZM47 233H48V232H47ZM47 233H46V234L44 233V235H45V239H46V237H47V235H48ZM54 233H55V232H54ZM63 233H66V234H67V232H63ZM75 233H76V232H75ZM75 233H74V234H75ZM79 233H81V232H79ZM79 233H78V235H81V234H79ZM90 233H91V232H90ZM119 233H121V234H119ZM125 233H126V232H125ZM127 233H128V232H127ZM138 233H139V231H138ZM165 233H166V232H165ZM171 233H172V232H171ZM184 233H185V234H184ZM186 233H187V235L190 234V237L187 238V237H186V236H187ZM3 234H6V235H3ZM17 234H18V233H17ZM21 234H22V233H20V235H21ZM101 234H102V233H101ZM131 234H132V233H131ZM134 234H137V233H134ZM174 234H175V233H174ZM176 234L178 235V233H176ZM18 235H19V234H18ZM36 235L38 236V235H40V233H39V234H36ZM78 235L75 236V237L78 238V237H79ZM107 235H108V233H107ZM110 235H108V236H109V238L112 239L113 237H110ZM117 235H115V236H117ZM132 235H133V234H132ZM207 235H208V234H207ZM229 235H230V233H229ZM14 236H15V235H14ZM48 236H49V235H48ZM103 236H104V234H103ZM103 236H102V237H103ZM120 236H117V237L120 238ZM133 236H134V235H133ZM133 236H132V237H129V236H128V237L130 238V240H132L131 238H133ZM139 236H138V237H139ZM173 236H174V235H173ZM203 236H204V235H203ZM260 236H261V235H260ZM263 236H264V235H263V233H262V237H263ZM20 237H21V236H20ZM20 237H19V238H20ZM25 237H26V236H25ZM34 237L37 238L36 236H34ZM51 237H52V236H51ZM54 237H56V236H54ZM59 237H60V236H59ZM63 237H64V236H63ZM63 237L61 236V239H58V240H59V241L62 240ZM65 237L67 238V235H65ZM68 237H69V236H68ZM80 237H81V236H80ZM85 237H87V236H85ZM94 237H95V236H94ZM150 237H151V236H150ZM158 237H159V236H158ZM158 237H157V238H158ZM160 237H161V236H160ZM178 237H179V236H178ZM200 237L202 238V236H200ZM236 237H237V236H236ZM16 238H17V237H16ZM22 238H23V237H22ZM38 238H41V235H40V237L38 236ZM52 238H53V237H52ZM107 238H108V237H107ZM119 238H115V237H114V238H113V241H114L115 239L118 240ZM157 238H155V240H156ZM168 238L172 239L171 236H168ZM168 238H167V236H166V239H167V240H168ZM173 238H175V237H173ZM176 238H177V237H176ZM228 238H230V237H228ZM237 238H238V237H237ZM48 239H50V238H48ZM48 239H46L45 241H47ZM64 239H65V238H64ZM81 239H82V238H81ZM111 239H109V240H111ZM122 239H124V238H122ZM133 239H134V238H133ZM139 239H140V237H139ZM150 239H151V238H150ZM150 239H149V240H150ZM163 239H164V243L166 244V242H165V238H163ZM205 239H206V240H205ZM207 239H208V240H207ZM210 239H212V238H211V237H210V238H205V237H204L205 244H206V243H207V244H211L212 241H216V237H215V240H213V239L210 240ZM223 239H224V238H223ZM225 239H226V238H225ZM234 239H236V238H234ZM242 239H243V238H242ZM262 239H263V238H262ZM16 240H17V239H16ZM22 240H23V239H22ZM54 240H57V239H54ZM54 240H53V241H54ZM65 240H66V239H65ZM65 240L62 241V242L64 243ZM67 240H69V241H70V240H73V237H72V238H67ZM74 240H75V238H74ZM74 240H73V241H74ZM79 240H80V239H79ZM93 240H94V241H92V243L90 242V244H87L88 241L86 240V241H87V243H86L87 245L84 246L83 249L81 250V252L83 253V255H88V254H91V255H99V256H100V259H102V260H103V259H108V258H110V257H113L114 260L127 259V258H131V257H132V255H131V256L129 255L131 252L128 253L127 251H117L115 247H116V246H120L119 244L113 247V248H114L113 251H110V250H108V248L106 249V248H104V247L99 246L100 244H99V245L97 244V242L100 241L99 239H97V240H99V241H97V242H96V239H93ZM119 240H121V239H119ZM125 240H128V238H127V239L125 238ZM134 240H135V239H134ZM155 240H153V242H154ZM160 240H161V239H160ZM227 240H228V239H227ZM230 240H231V238H230ZM243 240H244V239H243ZM45 241H44V242H45ZM49 241H51V239L48 240V243H49ZM81 241H83V240H81ZM122 241H123V240L119 241V242H121L120 244H122V245H128V244H127V241H124L123 243H122ZM157 241H158V240H157ZM210 241H211V242H210ZM236 241H237V240H236ZM252 241H254V240H252ZM34 242H36V241H34ZM71 242H72V241H71ZM78 242H79V241H77V244H78ZM84 242H85V239H84ZM84 242H83L82 244H84ZM114 242H115V243H114ZM114 242L112 243V246H113V244H117L116 241H114ZM117 242H118V241H117ZM146 242H147V243H146ZM158 242H160V241H158ZM177 242H178V241H176V240H175V242H172L173 244H172L170 247H173V248H172L171 250H173V249L175 248V245L177 244ZM216 242H217V241H216ZM232 242H233V241H232ZM232 242H231V243H232ZM234 242H235V240H234ZM243 242H245V241H243ZM246 242H247V241H246ZM19 243H20V241H19ZM22 243H23V242H22ZM22 243H20V244H22ZM29 243H30V242H29ZM39 243H41V242H39ZM56 243H57V244H60L61 241H60L59 243H58V242H56ZM72 243H73V242H72ZM80 243H81V242H80ZM80 243H79V244H80ZM128 243H129V242H128ZM170 243H171V240H170ZM175 243H176V244H175ZM220 243H221V242H220ZM220 243H219V244H220ZM223 243H224V242H223ZM226 243H227V242H226ZM226 243H225V244H226ZM237 243H238V241H237ZM237 243H236V245H237ZM240 243H241V242H240ZM252 243H253V242H252ZM37 244H38V243H37ZM41 244H42V243H41ZM57 244H56V245H57ZM65 244H66V242H65ZM68 244H69V247L71 248L70 242H68ZM107 244H109V243H107ZM107 244H105V245H103V246H105V247H110V246L107 245ZM130 244H132L131 241H130ZM133 244H134V243H133ZM146 244H147V245H146ZM160 244H161V243H160ZM167 244H168V243H167ZM174 244H175V245H174ZM203 244H204V242L202 243V245H203ZM213 244H214V242H213ZM225 244H224V245H225ZM228 244H229V243H228ZM18 245H19V244H18ZM25 245H26V244H25ZM39 245H40V244H38V245H36V246H39ZM50 245H51V244H50ZM53 245H54V242H53ZM73 245H75V244H73ZM122 245H121V246H122ZM144 245H145V246H144ZM169 245H170V244H168V246H167V245H165V246L169 247ZM197 245H198V244H197ZM202 245H201V246H202ZM246 245H247V244H246ZM248 245H249V244H248ZM19 246H20V245H19ZM19 246H18V247H19ZM22 246H23V245H22ZM63 246H65V245L63 244ZM76 246H77V245H76ZM133 246H135V245H133ZM146 246H147V247L149 246L150 248H146V249L144 250V248H145ZM204 246H205V245H204ZM215 246H216V244H215ZM225 246H226V245H225ZM232 246H233V245H232ZM20 247H21V246H20ZM20 247H19V248H20ZM25 247H26V246H24L23 248H25ZM29 247H30V246H28V248H29ZM40 247H41V246H39L38 249H39ZM46 247H47V245H46ZM46 247H44V249L48 250V248H46ZM51 247H52V245H51ZM51 247H50V248H51ZM55 247L57 248V246H55ZM58 247H59V246H58ZM60 247H61V246H60ZM67 247H68V246H67ZM67 247H66V248H67ZM74 247H75V246H74ZM77 247H79V245H78ZM170 247H169V248H170ZM210 247H212V245H210ZM219 247H220V246H219ZM219 247H218V248H219ZM227 247H228V246H227ZM261 247H262V246H261ZM16 248H17V247H16ZM19 248H17V250H19ZM21 248H22V247H21ZM66 248H63V250H65ZM79 248H80V247H79ZM79 248H78V249H79ZM164 248H166V247H164ZM213 248H214V246H213ZM213 248H212V249H213ZM218 248H216V249L218 250ZM222 248H223V247H222ZM225 248H226V247H225ZM249 248H251V247H249ZM252 248H253V247H252ZM259 248H260V247H259ZM40 249L42 250L43 247L40 248ZM44 249H43V250H44ZM117 249H118V248H117ZM162 249H163V248H162ZM175 249H176V248H175ZM231 249H233V248H231ZM255 249H256V248H255ZM263 249H264V248H263ZM263 249H262V251H263ZM23 250L26 251V250H28V249H26V250L23 249ZM33 250H35V249H33ZM36 250H37V249H36ZM41 250H37V251H36L37 253H36V252H32V254H34V253H36V255H37V254H41V253L44 252V251H41ZM54 250H55L56 252H58L60 249H59V248H57V249L54 248ZM66 250H67V249H66ZM66 250H65V251H66ZM71 250H75V251H76L77 249H75V248L73 249V246H72V249H71ZM126 250H127V249H126ZM165 250H166V249H165ZM181 250L183 251V249H181ZM197 250H198V249H197ZM202 250H203V249H202ZM222 250H224V249H222ZM234 250H235V249H234ZM250 250H251V249H250ZM257 250H259V249H257ZM260 250H261V249H260ZM260 250H259V252H261ZM19 251H21V250H19ZM24 251H23V252H24ZM31 251H32V250H28L27 252H31ZM40 251H41V253H39ZM52 251H53V250H52ZM69 251H70V250H69ZM133 251H134V250H133ZM133 251H132V252H133ZM150 251H153V250H150ZM174 251H175V250H174ZM231 251H232V250H231ZM45 252L49 253V255H47V253L44 254V255H46L45 258H46L47 256H50V253H51L50 250H49V252H48V251H45ZM59 252H61V251H59ZM70 252H72V253L75 254V252H73V251H70ZM70 252H68L67 255L71 254ZM153 252H154V251H153ZM159 252H160V251H159ZM159 252H158V253H159ZM164 252H165V251H164ZM184 252H185V251H184ZM215 252H216V251H215ZM238 252H239V251H238ZM25 253H26V252H25ZM62 253L64 254V255L62 254V256L65 257L66 254H65L64 252H62ZM156 253H157V252H156ZM192 253H193V251H192ZM192 253H191V254H192ZM202 253H203V252H202ZM216 253H217V252H216ZM216 253H215V254H216ZM218 253H219V252H218ZM262 253H263V252H262ZM21 254H22V253H21ZM153 254H155V252H154ZM175 254H176V253H175ZM179 254H181V253H179ZM198 254H199V253H198ZM248 254H249V253H248ZM252 254H253V253H252ZM44 255H43V256H44ZM57 255L60 256V254H58V253H56V254L53 255V256H57ZM168 255H169V254H168ZM171 255H172V254H171ZM171 255H169V256H171ZM23 256H24V254H23ZM62 256H61V257H62ZM69 256H72V255H69ZM75 256H77V255H75ZM210 256H211V255H210ZM248 256H249V255H248ZM250 256H252V255H250ZM263 256H264V255H263ZM19 257L21 258L22 256H19ZM30 257H31V256H30ZM38 257H39V256H38ZM40 257H42V256H40ZM64 257H63V258H64ZM238 257H240V256H237V258H238ZM243 257H244V256H241V259H243ZM245 257H246V256H245ZM253 257H254V256H253ZM17 258H18V257H17ZM50 258H52V256L49 257V259H50ZM63 258H62V259H63ZM65 258H66V257H65ZM68 258H69V257H68ZM228 258H229V256H228ZM230 258H231V257H230ZM234 258H235V257H234ZM237 258H236V260H237ZM248 258H249V257H248ZM254 258H255V257H254ZM256 258H257V257H256ZM258 258H259V257H258ZM258 258H257V259H258ZM23 259H24V258H23ZM23 259H22V260H23ZM40 259L43 260V261H44V260H47V261L49 260L48 257H47V259H44V258H40ZM40 259H39V260H40ZM55 259H56V258H55ZM66 259H67V258H66ZM79 259H80V258H79ZM136 259H137V258H136ZM245 259H246V258H245ZM250 259H251V258H250ZM259 259H260V258H259ZM262 259H263V257H262ZM262 259H261V260H262ZM19 260H20V259H19ZM56 260H57V259H56ZM64 260H65V259H64ZM71 260H72V259H71ZM128 260H129V259H128ZM239 260H240V258H239ZM243 260H244V259H243ZM243 260H242L241 262H243ZM23 261H24V260H23ZM54 261H55V260H54ZM57 261H58V260H57ZM72 261H73V260H72ZM97 261H98V260H97ZM122 261H124V260H122ZM134 261H135V260H134ZM231 261H232V260H231ZM244 261L246 262V260H244ZM257 261H258V260H257ZM263 261H264V259H263ZM19 262L22 263V261H19ZM39 262L41 263V261H39ZM51 262H52V261H51ZM106 262H108V261H106ZM229 262H230V261H229ZM241 262H239V263H241ZM252 262H255V261H252ZM21 263H20V264H21ZM44 263H45V262H44ZM44 263H43V264H44ZM48 263H49V262H48ZM258 263H260V261H259ZM262 263H264V262H261L260 264H262ZM49 264H51V263H49ZM106 264H107V263H106ZM119 264H120V263H119ZM170 264H172V263H170ZM255 264H256V262H255Z\"/></svg>",
    "mask_w": 264,
    "mask_h": 264
}]
</instances>
